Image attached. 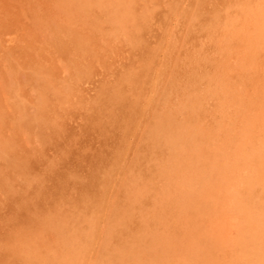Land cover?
Returning <instances> with one entry per match:
<instances>
[{
  "label": "rangeland",
  "instance_id": "rangeland-1",
  "mask_svg": "<svg viewBox=\"0 0 264 264\" xmlns=\"http://www.w3.org/2000/svg\"><path fill=\"white\" fill-rule=\"evenodd\" d=\"M78 1L79 0H0V113H1L0 116L2 117V118H0V120L2 119L0 121V157H1V159H0V162H1L0 163V178H1L0 179V184H1L0 185V200H1L0 201L1 202L0 203V212H1L0 213V219H1L0 220V235L2 234L0 236V248H1L0 249V264H6V263L12 264L13 261L18 262V264H21V263H23V264H27V263L28 264H36L37 262L38 263L42 262L41 264H50V263L51 264H62V263L63 264H69V262H70V264H72V263L73 264L74 263L79 264V261L81 264H85V262H86V264H88V263L90 264L91 260L93 261V263L91 262L92 264H98V263L102 264V262H104V264H106V263L107 264H139V263L140 264H161V263L167 264L169 262H170L169 264H176V263L177 264H182V263L183 264H189V263L190 264H192V263L193 264H225V262H228V264L229 263L230 264L231 263L232 264H241V262H242V264H244V263L246 264V262H247V264H250V263L251 264H255V263L264 264L263 263L264 256L262 257V255H263L262 252L264 253V251H263L264 250V248H263L264 247V240H263L264 236H262L264 234L263 233V231H264V216H262V215H264V211H262V210H264V202H263L264 201V199H263L264 198V193H263L264 192V185H263L264 179H262L264 177V176L262 177V175H264V172H263L264 171V155H261L262 154L261 151L264 150V146L260 147L261 145H263L262 142L264 143V141H263L264 138H262V137H264V134H263V132H264V130H263L264 129V127H263V125H264V115H263L264 110L262 108V107H264V104L262 105V103H264V93H263L264 92V33H263L264 30H262V29H264V0H247V1L246 0H90L91 2L89 0H80L79 2ZM79 3L80 4L82 3V4L80 5ZM94 3H95V5H93ZM91 4H92V6H91ZM169 4L171 5V7ZM82 5H84V7ZM244 7H245V9H244ZM84 8H85V11H84ZM226 9H228V10H226ZM223 10H224V13H223ZM217 15H218V17H217ZM229 18H232V19L235 18V20H232ZM51 28L53 29V31ZM226 28H228V29L226 30ZM204 30H206V31L204 32ZM208 30L211 33H209ZM260 30H262V31H260ZM201 31H202V33H201ZM236 32H238V33H236ZM250 32H252L251 35H250ZM257 33H259V34H257ZM241 35H243V36H241ZM211 36H212V38H211ZM215 36H216V38H215ZM230 36H231V38H229ZM191 37H193V38H191ZM217 37H218V39H217ZM53 38H54V40H53ZM73 38L76 40H74ZM241 38H243V39H241ZM249 38H250V41H247V39L249 40ZM207 39H209V40H207ZM216 39L219 42L221 40V42L225 41L228 44L230 42L229 47L231 46V48H230L231 50L229 49V52H228V48H229L227 46L228 44L226 45L225 42H222V45H223L222 46L221 43L219 44V42L216 41ZM226 39L228 41H226ZM237 39L238 40L240 39V40L238 41ZM254 39L255 40L257 39L256 41H258V42L254 41ZM248 42H249V45H248ZM255 43H256V45H255ZM261 43H263V44H261ZM217 44L220 45L221 48ZM245 45H247L248 48ZM200 46H201V48H199V50H198V47H200ZM206 46H207V48H206ZM251 46H252V48H251ZM235 47H237V48H235ZM246 48L249 49V51ZM62 49L63 50L65 49V50L63 51ZM200 49L202 51H200ZM212 50H214V51H212ZM241 50H244V53L242 51L243 55H242V53L240 54ZM211 51H212V53H211ZM238 51H240V52H238ZM246 52H247V54H246ZM207 53H209V54H207ZM226 53L228 54V57H227ZM233 53L235 56L232 55ZM229 54H230V56H229ZM254 54H255V56H254ZM195 55H196V57H195ZM206 55H208V56H206ZM211 55H213V56H211ZM190 56H192V57H190ZM201 56H202V58H201ZM237 56H238V58H237L238 61L236 59ZM251 57H253L254 59L252 58L253 59L252 60ZM243 58H244V60H243ZM199 59L201 62L198 61ZM210 59H211V61H210ZM74 61H75V63H74ZM211 62H213V63L211 64ZM228 62H229V65L233 66L234 68L232 67L229 70V68L231 66L229 67ZM249 63H252L251 66H249L250 65ZM232 64H234V65H232ZM240 64H241V66H240ZM206 65L208 67H206ZM238 65L242 68H239ZM242 65L243 66L245 65V66L243 67ZM246 65L249 67L247 68ZM21 67H22V69H21ZM219 67H221V68L219 69ZM223 67H225V68H223ZM32 68H34V69H32ZM90 68H91V70H90ZM131 68H132V70L133 69L134 70L132 71ZM188 68H189V70H188ZM205 68H207V69H205ZM243 68H245V70ZM19 69L22 71H20ZM43 69H45V70H43ZM135 69L137 71H135ZM222 69L225 72H223ZM226 69H228V70H226ZM233 69H235V70L233 71ZM258 69H259V71H258ZM261 69H263V70H261ZM27 70H28V72H27ZM196 70H197V72H196ZM17 71H19L20 73ZM31 71H35V72L31 73ZM50 71H52V72H50ZM81 71L86 76H84L81 73ZM189 71L191 72V74ZM211 71L213 74L210 73ZM216 71H217V73H216ZM218 71H219V73H218ZM221 71H222V73H221ZM41 72L44 74H42ZM206 72H208V73H206ZM248 73H250L249 76H248ZM251 73H254V75ZM36 74H38V76ZM46 74H49V76ZM209 74H211V75H209ZM236 74L238 75L237 77H236ZM246 74L248 77L246 76ZM189 75L193 79H191L189 77ZM223 75H225V76H223ZM26 76L27 77L29 76V77L26 79ZM116 76H117V78H116ZM121 76L122 77L124 76V77L121 78ZM211 76H214V77H212L214 79V80H212V84L210 81ZM226 76H228V77H226ZM243 76H244V78H243ZM250 76H251V78H250ZM39 77L41 80L39 79ZM130 77H131V79H129ZM215 77H217V79H218L217 81H216ZM218 77L221 78L220 81L222 80V77H223V80L221 81L222 84H220L221 82L219 81ZM233 77L235 79H233ZM84 78H85V80H84ZM187 78H188V80H187ZM204 78H206V79H204ZM249 78H250V80H249ZM262 78H263V80H262ZM113 79H115L116 83ZM226 79H227V81H229V79H230V82L228 83L226 81ZM243 79L244 80L246 79V80L244 81ZM259 79H260V81H259ZM80 80H81V82H80ZM122 80H124L123 83L121 82ZM172 80H174V81H172ZM196 80L198 81L197 84H196V82H197ZM200 80H202V81L200 82ZM135 81H136V83H134ZM152 81H153V83H152ZM207 81H209L212 86H213V83H215V88L213 87L214 89H212L211 85L207 86V85H209V82H207ZM232 81L234 83L236 82L235 85H238L237 87H239V88H236V86L234 85V83ZM237 81H239V83ZM252 81H254V82H252ZM261 81H263V82H261ZM46 82H48V83H46ZM174 82H176V83H174ZM217 82H219V83H217ZM40 83L43 84L42 87H41ZM45 83L48 86L45 85ZM64 83H66V84H64ZM120 83H122V86ZM182 83H184L186 85L183 84V86H182L181 85ZM203 83L204 84L206 83V84L204 85ZM245 83H247V84H245ZM21 84L23 86H20ZM170 84H171V86H170ZM174 84H176V85H174ZM198 84H200V85H198ZM223 84H225V85H223ZM239 84H241V85H239ZM248 84H249V86H247ZM44 85H45V87H44ZM35 86H36V88H35ZM76 86H78V87H76ZM98 86H100V87H98ZM113 86L115 88H117L116 92H114L115 88ZM179 86L181 87V89ZM186 86H187V88H186ZM197 86L199 88H196ZM216 86L219 87V89ZM241 86H243V88ZM18 87H21V88H18ZM50 87H52V88H50ZM173 87L174 88L177 87L178 89L176 88L175 91H173L174 90ZM207 87H209L212 91ZM226 87H227V89H226ZM131 88H132V90H131ZM200 88H202V89H200ZM220 88H223V89L220 91ZM18 89H20V91ZM45 89H46V91H45ZM205 89H206V91L209 89L208 92H206ZM234 89L235 90L237 89V90L235 91ZM241 89H244V90L240 91ZM9 90H11V91H9ZM83 90H85V91H83ZM97 90L98 91L102 90V91H100L98 93ZM187 90L190 92H187ZM193 90H195L196 92L198 91V92L196 93ZM245 90H246V92H245ZM57 91H58V93H57ZM59 91H60V93H59ZM127 91H129V92H127ZM165 91H167V92H165ZM213 91H214V93H213ZM219 91L221 92V94H219L220 93ZM225 91H226V93H224ZM252 91L255 94V96L253 95ZM261 91H262V94H261ZM199 92H201V93H199ZM216 92H217V94H215ZM240 92L243 93L244 95L243 94L241 95ZM10 93H11L12 97H11ZM172 93H174V94H172ZM245 93H247V94H245ZM248 93H249V95H248ZM106 94H107V97H106ZM108 94H110V95L108 96ZM140 94H142V95H140ZM197 94H199V96ZM204 94L206 97H203ZM212 94H214V95H212ZM226 94H228V95H226ZM36 95H39V96H36ZM130 95L132 98L130 97ZM245 95H247V96H245ZM193 96H195L196 98ZM216 96L218 98L223 97L222 99H224L226 102L224 100L216 98ZM240 96H241V98H240ZM243 96H244V99L242 98ZM184 97H186V98L188 97V99H186ZM190 97H192V98H190ZM197 97H199L201 99H199ZM208 97H210L209 101H208ZM249 97H251V98H249ZM260 97H261V100H263L261 105H259L261 102V100H259ZM53 98H54V100H53ZM128 98H130V99H128ZM178 98H179V100H177ZM202 98L205 100H203ZM226 98L228 99V102H227ZM95 99L97 102L95 101ZM126 99L128 102L126 101ZM211 99H215V100H212V102H211ZM217 99H218V101H217ZM181 100H182V104H181ZM186 100L187 101L189 100L190 103L187 102ZM239 100H240V102H239ZM11 101H14V102H11ZM46 101H47V104H46ZM164 101H166V102H164ZM194 101L198 102V103H195ZM221 101H222V103H221ZM200 102H201V104H200ZM205 102H206V104H205ZM224 102L228 106L230 105V107L225 106L226 104L224 105L223 104ZM237 102H239V103H237ZM34 103H35V106L33 105ZM83 103H85V105ZM183 103H186L185 104L186 107L184 106ZM203 103H204V105H203ZM216 103H217V105L215 106L214 104H216ZM39 104H41V105H39ZM134 104H135V106H134ZM191 104H193V105H191ZM220 104L222 105V108H221ZM238 104H240V105H238ZM96 105H98V106H96ZM136 105H137V107H136ZM208 105H210V106H208ZM243 105H245V107ZM251 105H253V106H251ZM41 106H42V108H40ZM196 106H198V107L196 108ZM219 106H220L221 110L219 109ZM250 106L253 108H251ZM17 107H19V108H17ZM34 107H35V111H34ZM125 107H127V108H125ZM133 107L134 108L136 107V108L134 109ZM175 107L178 108V110ZM182 107H183V110H181ZM184 107H185V109H184ZM213 107L218 108V110L214 109ZM223 107H225L226 111ZM238 107H240L239 109H240L241 113L239 112V109H237L238 111L235 110ZM241 107L243 108V110L241 109ZM29 108H30V110H29ZM38 108H39V110L40 109L41 110L39 111ZM43 108H45L44 111H43ZM116 108H118L119 110ZM120 108H121V110H120ZM132 108H133V110H132ZM165 108H166V110H165ZM208 108H211V109H208ZM244 108H245V110H247V111L250 110L251 112L246 111L244 113L243 112ZM254 108L258 109L259 111H256V109H254ZM2 109H3V111H2ZM172 109H173L174 113H173ZM62 110H64V112ZM198 110H199V112H198ZM216 110H217L218 114H217ZM223 110H224V112H223ZM227 110H228V112H227ZM232 110H234V111H232ZM85 111H86V113H85ZM133 111H134V113H133ZM181 111H182L183 115H181ZM193 111H194V113H193ZM202 111L205 114L201 113ZM65 112H67V113L65 114ZM120 112H122V113H120ZM125 112H127V113H125ZM189 112L192 114V116ZM220 112L222 114H219ZM73 113H75L76 115ZM118 113H119V115H118ZM176 113H178V114H176ZM228 113L230 114L231 117L232 116L234 117V116L239 115V114H241V115H239L238 118H236V117L231 118V117H229ZM242 113H244V114H242ZM40 114L43 117L39 116ZM84 114H87V115H84ZM201 114H203V116ZM210 114H212V115H210ZM245 114L247 116H245ZM112 115L114 116V118ZM195 115H196V118H195ZM223 115H225V116L223 117ZM259 115H260V117H259ZM262 115H263V117H262ZM75 116L76 117L78 116V117L76 118ZM206 116H208L209 118ZM211 116H214V117H211ZM6 117L9 119H7ZM31 117L32 118L34 117V118L32 119ZM108 117H109V119H108ZM115 117H117V118H115ZM124 117H125V119H124ZM225 117H227V118H225ZM240 117H242V118H240ZM20 118H22V119H20ZM223 118L225 120L224 123L222 122V121H224ZM121 119H122V121H121ZM189 119H191L192 121L193 120H195V121L192 122ZM11 120H13L14 122ZM42 120L43 121L46 120V121L42 122ZM75 120H77V121H75ZM110 120L112 121V123ZM166 120H168V122ZM210 120L211 121L213 120V123L215 122L216 124H212V122ZM238 120H239V122H238ZM117 121H118V124H117ZM254 121L257 122L258 126L255 124L254 127H252L253 124L255 123ZM85 122L88 124L85 125ZM226 122L228 125H229V123H232L231 124L232 126L229 125L230 130L228 128V125L225 126ZM234 122H235V124H233ZM28 123H30L31 125ZM175 123L177 124V126ZM185 123H186V125H185ZM209 123L211 125H209ZM218 123L219 124L222 123V124L219 125ZM239 123H240L241 127L238 126ZM46 124H47V126H46ZM78 124H79V126H78ZM91 125H93L94 127H92ZM116 125L119 127L120 130L118 129V127ZM127 125L129 127V130H128ZM166 125H167V127H166ZM205 125H207L208 128ZM212 125L213 126L215 125L214 128ZM233 125H235V126H233ZM249 125H251V126H249ZM259 125H260V127H259ZM194 126L197 128L199 126L200 128L195 129ZM217 126H219V129H220V127H222L220 130H224V131H225V128L227 127L226 130L228 129L230 131V133L228 130L225 132L224 131L219 132L220 130L216 129V128H218ZM56 127L58 129H55ZM72 127L73 128L75 127V128L73 129ZM94 128L97 130H95ZM105 128L106 129L108 128L109 130L108 129L106 130ZM125 128H126V130L123 131V129H125ZM175 128H177L178 130ZM181 128H182V130H181ZM248 128L253 130V131L248 130ZM254 128H256V132H255ZM259 128H261V129H259ZM82 129L86 132L84 133V131ZM155 129H157V130L155 131ZM214 129H216V130H214ZM237 129L239 130V132ZM245 129H247V131ZM53 130H54V133H52ZM71 130H72V132H71ZM172 130H173V132H172ZM185 130L187 132H185ZM204 130H208V131H204ZM261 130H263V132ZM58 131H59V134H58ZM151 131H152V133H151ZM175 131H176V133H175ZM177 131H181V133L184 132V134L181 135V133L177 132ZM168 132H169V134H168ZM11 133L13 134V136ZM80 133H82V134H80ZM101 133L103 135H101ZM158 133L160 135H158ZM223 133H225L226 135ZM253 133H254V135H256V137L258 135L257 139L253 135ZM258 133L261 136H259ZM30 134H33V135L31 136ZM110 134L112 137L110 136ZM165 134H166V136H165ZM218 134L221 136H219ZM227 134H228V137L230 139L233 138L231 141L227 137ZM234 134H236V135L234 136ZM145 135H147V136H145ZM176 135H177V137H176ZM250 135L251 136L253 135L252 138L253 137L254 138L251 139ZM55 136H56V138H55ZM79 136H80V138H79ZM169 136H170V138H169ZM236 136L238 137L237 138L238 140L236 139ZM240 136H242V137H240ZM7 137H8V139H7ZM147 137L149 139H147ZM173 137H174V139H173ZM179 137L181 140L179 139ZM203 137H204V139H202ZM217 137H219V138H217ZM220 137H221V139H220ZM29 138H30V141H28ZM31 138H32V140H31ZM65 138H66V140H65ZM71 138H73L74 140ZM192 138H193V142H192ZM205 138H206V140H205ZM261 138H262V140H260ZM216 139H218L217 141L219 143H217ZM50 140H52V141H50ZM61 140H62V142H61ZM236 140H237V142H236ZM188 141H190V142H188ZM212 141L213 142L216 141V143H213ZM223 141L226 142V144L223 145L222 144V143H224ZM51 142L53 145H51ZM185 142L186 143L188 142L187 144H188V146L189 145L190 146L187 147ZM80 143H81V145H80ZM234 143L235 144L239 143V145L237 144L238 148H236ZM256 143H259V145L258 144L256 145ZM60 144L62 145V147ZM110 144H111V146H110ZM178 144L180 147L178 146ZM196 144H198V145L195 146ZM207 144H209V145H207ZM214 144L216 145V147L214 146ZM100 145H102V146H100ZM139 145H141V146H139ZM150 145H152V146L154 145V146L152 147ZM226 145H228V146L230 145L229 146L230 148L228 147V149H227ZM12 146H13V148H12ZM208 146H209V148H208ZM247 146H249V147H247ZM64 147H66V148H64ZM76 147H78V148H76ZM87 147H89V148H87ZM143 147L146 150H144ZM210 147H212V148H210ZM252 147H254V148H252ZM50 148L53 149L54 151L51 150ZM69 148H70V153H68ZM139 148H141V149H139ZM179 148L182 150V152L178 151ZM244 148H246V149L244 150ZM15 149H17L18 151L15 152ZM26 149H28V150H26ZM67 149H68V151H67ZM89 149H90V151H89ZM189 149H191V151ZM193 149L194 150L197 149V150H195L193 152L192 151ZM198 149H200V150H198ZM223 149H225V150H223ZM25 150L28 153H26ZM92 150H94V151H92ZM95 150H96V152H95ZM140 150H143V151H140ZM154 150H155V152H154ZM175 150H176V152H175ZM183 150L186 151L185 152L186 154L183 153L184 152ZM249 150H251V151H249ZM259 150H261L260 153H259ZM41 151H42V153L44 151V154H42ZM65 151H66V153H65ZM229 151H231V152H229ZM2 152H4V154ZM141 152H142V154H141ZM160 152L162 153V155ZM225 152H226V154H225ZM238 152H240V153H238ZM255 152H257V154ZM54 153H56V155H54ZM85 153H86V155H85ZM148 153L150 154V156ZM167 153H169V154H167ZM222 153H224L225 155ZM231 153H233V154H231ZM235 153L236 154L238 153V154L236 155ZM31 154L32 155L34 154L35 156L33 155L34 156L33 157ZM249 154H251V155H249ZM263 154H264V151H263ZM65 155L67 157H65ZM97 155H98V157H97ZM157 155H158L159 159L156 158ZM174 155H175V157H174ZM151 156H154V157L152 158ZM161 156H163V158ZM186 156L188 158V162H187ZM237 156H238V158H236ZM256 156L259 157L258 160H257ZM168 157H169V159H168ZM198 157H200V158H198ZM221 157H224L223 159H225L227 157V159H225V161L223 162V159ZM232 157L234 160L232 159ZM245 157L248 158L249 160L248 159L246 160ZM35 158H37V159H35ZM47 158H48V160H45ZM86 158H88V159H86ZM89 158H90V160H89ZM148 158H149V160H148ZM164 158H165V160H164ZM189 158L192 162L189 160ZM244 158L246 161L244 160ZM250 158H251V160H250ZM94 159L96 161H94ZM60 160H61V162H60ZM166 160H168V161H166ZM177 160H179V161H177ZM240 160H242V161H240ZM174 161H175V163H174ZM196 161H197V165H196ZM228 161L230 162L231 167L229 166L227 168V165H229ZM243 161H245L247 163H245V162L242 163ZM248 161H250L249 164H248ZM260 161L262 162V165L260 164L261 163ZM36 162H38V163H36ZM139 162H141V163H139ZM158 162H159V164H158ZM169 162H171L172 165H170ZM251 162H252V164H251ZM5 163L7 165H5ZM33 163L34 164L36 163V164L34 165ZM143 163H145V164H143ZM164 163L166 164V166ZM178 163H179V166H178ZM225 163H227V164L225 165ZM231 163H232V165L235 164V166L233 165L234 169H233ZM258 163H259V166H257ZM122 164H123V167H122ZM134 164H135V166H133ZM138 164H140V165L142 164L143 166L142 167L140 165L138 166ZM167 164L169 166H171L172 168L175 167L174 168L175 170L172 169L171 167H169ZM236 164L239 167H237ZM31 165H33V167ZM155 165L158 168H156ZM213 165H215L214 168H213ZM222 165H223V167L220 171L219 167H221ZM250 165L253 167L252 169H251ZM254 165H255V167H254ZM4 166H5V168H4ZM211 166H212V168H211ZM14 167H15V169H14ZM199 167L201 168V170L203 169L202 167H204V169H203L204 172L201 171L202 172L201 173L199 170L200 169ZM207 167H208V169L210 168L209 169L210 171L209 170L207 171V169H206ZM129 168H133L132 169L133 171ZM164 168H166V169H164ZM236 168H240V169L236 170ZM146 169H147L148 173H146L147 172ZM196 169H198L199 173H198V171L196 172ZM212 169H213V171H212ZM153 170H154V172H153ZM192 170H194V172H196V173L194 174ZM216 170H218V171H216ZM234 170L236 171V173ZM163 171H165V172H163ZM177 171H179V173ZM180 171L182 173H184L185 175L184 174L182 175V173H180ZM215 171H216V173H214ZM3 172L5 173V175ZM137 172H139L140 175ZM161 172H163V173H161ZM188 172L190 173V175ZM2 173H3V175H2ZM7 173H8V175H7ZM30 173L31 174L33 173V174L31 175ZM34 173H36L39 177ZM241 173L244 177L241 175ZM251 173H253V174H251ZM40 174H42V175H40ZM129 174H130L131 178H130ZM150 174H152V175H150ZM12 175L14 177H16L17 179L14 178ZM17 175L19 176V178ZM134 175H136V176H134ZM191 175L194 179L191 178ZM206 175H209V176H206ZM210 175H211V178H213V179H209ZM236 175H237V177H235ZM245 175L247 176V178ZM249 175L250 176L252 175V176L250 177ZM258 175H259V177H257ZM153 176H155V177L153 178ZM233 176L236 180L233 178ZM254 176L257 178H255ZM2 177H4V178H2ZM31 177H33V178H31ZM187 177L190 178L191 181L195 180V177H196V180H195L196 182L195 181L191 182L190 180H188ZM205 177H206V180H209L208 182L205 179H203ZM218 177L221 180H219ZM260 177H261V179H258ZM9 178H10L11 182L13 180L12 183H10ZM142 178H144V179L142 180ZM147 178H150L149 180H151V181H149ZM182 178H184V179H182ZM253 178H254V180H253ZM28 179H30V180H28ZM139 179H141V180H139ZM154 179L156 180V182L154 181ZM215 179H216V181H215ZM244 179H245V181H242ZM248 179H249V181H247ZM124 180H125V182H124ZM144 180H148V181H144ZM200 180H203V181H201V183H203V184H201L199 182ZM6 181H8V182H6ZM163 181H164V183H161ZM185 181H188V183ZM205 181H206V183H205ZM214 181L217 183L215 184ZM238 181H239V183L243 182L242 185L241 184L239 185ZM252 181L253 182L254 181L260 182L261 181L260 183L261 184L263 183L262 184L263 186L258 185L259 182H256V183L254 182L255 183V185H254ZM31 182H32V184H31ZM139 182H141V183H139ZM143 182H144V184H143ZM149 182H151V183H149ZM132 183L134 185H131ZM147 183H149V184H147ZM182 183H184V184L182 185ZM186 183L188 184V186ZM195 183H196V185H195ZM204 183H205V185H204ZM237 183L240 187L236 186ZM248 183H249V185L251 184L252 189H251V186L248 185ZM28 184H29V186H28ZM115 184L117 185L116 187H114ZM135 184H138V188L140 185H142V186L145 185L144 187L150 186V187H148V189L151 188L152 190L149 191L150 194L148 195V193H147L148 189H146L147 188L146 187L145 188L146 189L145 192L147 194V196H146L145 193L142 191L144 189L142 186H140V188L142 187L141 191L143 193L139 192L140 189H138V188H131L132 186L137 187V185H135ZM168 184H169V186H168ZM185 184H186V186H185ZM197 184L199 186L201 185V187H199ZM119 185H121V186H119ZM1 186H2V188H1ZM179 186H180V188H179ZM189 186L190 187L192 186V189L191 188L189 189ZM193 186H196L195 191H197V192L194 191ZM259 186L261 189L259 188ZM127 187H129L132 191H130ZM160 187L161 188L163 187V188L161 189ZM230 187H233V188L231 189ZM119 188H121L122 190ZM164 188H165V190H164ZM172 188L174 191H172ZM183 188L184 189L186 188L185 189L186 191H189V190L190 191L187 192V194H185L184 192H186V191L183 190ZM7 189H8V191H7ZM25 189H26V191H25ZM135 189H136V191H135ZM233 189H234V191H233ZM262 189H263V191L261 192ZM179 190L180 191L182 190L183 193L181 192L182 194H180ZM230 190L232 191V193ZM12 191H13V193H12ZM123 191L124 192L126 191V192L123 193ZM171 191L173 192V194ZM229 191L232 195L229 193ZM237 191H239V192H237ZM250 191L253 192V194H250L251 193ZM129 192H133L131 195V196H133L132 198H130L131 196H129L130 195ZM138 192H139V194H142V195H139ZM157 192H159V193L157 194ZM168 192H169V194H168ZM234 192H236L237 194L236 193L234 194ZM241 192H243V193H241ZM258 192L262 193V195L260 193L258 194ZM178 193H179V195H178ZM245 193H247V194H245ZM110 194H112L113 196ZM137 194L139 195V198H138ZM188 194H190L189 195L190 199L188 198ZM197 194H199L198 198H200V201L202 200V202L198 201L199 199H197V197H195V196H197ZM244 194H245V196H244ZM13 195H14V197H13ZM107 195H109L108 198H107ZM152 195H153V197H152ZM162 195H164V197ZM181 195H185V196H181ZM247 195L248 196L251 195L252 196V197L250 196L251 199H250V197L248 198ZM255 195H257L256 197H260L259 198L260 200L257 199L255 197ZM25 196H26V198H25ZM55 196H57L56 199L54 198ZM149 196L151 197V199L148 198ZM170 196H172V198H171L172 201H171V199H169ZM191 196L194 200L195 199L196 200L193 201L191 199ZM234 196L235 197L237 196V197L234 199L233 198ZM239 196L240 197L244 196L245 198L241 199V198H239ZM109 197H110V199H109ZM156 197H157V200H156ZM161 197H162V199H161ZM166 197H167V199H166ZM185 197H186V199H185ZM246 197H247V199H246ZM253 197L256 198L257 200L254 199ZM27 198H28V200H27ZM50 198H51V200H49ZM120 199H121V201L122 200L125 201L124 202L125 204L123 203V201L121 202ZM179 199H180V203L176 202V200L179 201ZM108 200H110V202ZM137 200H139L138 202L141 204V207L138 203L136 204ZM140 200L142 201V203ZM167 200H170V201H167ZM185 200H189V202L188 201L186 202ZM114 201L117 205H114L115 204ZM165 201L167 203H165ZM205 201H207V202H205ZM208 201L211 203H209ZM231 201H232V203H230ZM245 201H246V203H245ZM258 201H261V205H263V206H261L260 208H262V209L259 208L260 205H258V204H260V202H258ZM104 202L105 203L107 202V203L105 204ZM126 202H128V203H126ZM129 202H130V204H129ZM195 202H197V204H194ZM234 202H235V204H233ZM238 202H240L242 204V206H244V207L248 205L247 206L248 208L245 207V210H247V211H244L243 210L244 208H242L241 204ZM118 203H120V204H118ZM169 203L171 206L168 205ZM203 203H205V204L209 203L208 205L211 204L212 206L211 205L210 206L212 207V209H211V207H206L207 205H204ZM133 204H134V206H133ZM159 204L162 206H160ZM180 204L183 206L180 207ZM228 204L231 207H228L229 206ZM231 204L234 206H232ZM167 205H168V207H166ZM254 205L258 209H256V208L254 209L253 208V207H255ZM33 206H34V208H33ZM107 206H108V208H107ZM112 206H114L113 209H112ZM136 206H138V207L134 209V207H136ZM148 206H149V208H148ZM171 207H173V208H171ZM184 207H185V209H184ZM203 207L204 208L206 207V208L204 209ZM234 207L237 208L238 211ZM73 208H74V210H73ZM154 208L156 210L159 208V210L156 211ZM162 208H164V211L162 210ZM186 208H188V209L186 210ZM230 208L232 209L231 211H230ZM249 208L251 209L250 211L248 210ZM35 209L38 212H36ZM102 209L105 211H103ZM115 209H117V210H115ZM118 209H120V210H118ZM140 209H141L142 213L140 212ZM202 209H204V210H202ZM240 209H242L241 210L242 212L240 211ZM185 210H186V212H185ZM189 210H191V212H189ZM200 210H201V212H200ZM210 210H211V212H210ZM228 210H229V212H228ZM252 210H254L255 212H256V210H258L257 211L258 213L256 212V214H255V213L251 212ZM29 211L32 215L29 213ZM154 211H155V213H154ZM193 211H194V213L191 214ZM233 211H235L234 214H232ZM112 212H115V213H112ZM149 212H151V214ZM230 212H232V213H230ZM243 212H246V213L243 214ZM25 213H27V214L25 215ZM91 213H92V215H90ZM100 213H101V215H100ZM102 213L104 215H102ZM138 213L139 214L141 213V215H139ZM168 213H169V215L170 214L171 215L169 216ZM201 213H204V214L208 213V214L207 215L205 214L206 216L202 217L203 214H201ZM228 213H230V214H228ZM252 213H253V215H252ZM259 213L261 214L263 219L260 218L261 216L258 217ZM12 214H14L15 216ZM132 214L133 215L135 214L136 216L135 215L133 216ZM147 214H150V216ZM157 214H158V216H157ZM188 214H190V218H189ZM30 215L32 216V219H31ZM34 215H36V216L33 217ZM95 215H97V216H95ZM109 215L113 217V218L111 217L113 220L110 219ZM146 215L148 216V218L146 217ZM160 215H162V216H160ZM191 215H192V217L195 215H197V216L193 217L194 218V220H193ZM256 215L259 218V219L257 218V220H256ZM90 216L92 219L90 218ZM99 216H102V217H100L102 220L99 218ZM141 216L146 218V219H144V218L142 219ZM166 216H169L170 218H168V217L166 218ZM230 216H231V218H229ZM236 216L238 217V219L241 218L240 223H239V220L236 219L237 218ZM253 216H255V217H253ZM164 217L168 220L163 219ZM243 217L245 218V220H243ZM5 218H7V219H5ZM37 218H39V219H37ZM84 218L86 219V221H84ZM199 218L204 223L201 222L199 220ZM247 218H249L251 220H249V219L246 220ZM28 219H29V221H28ZM88 219H89V221H88ZM107 219H109V220H107ZM152 219H153V221H152ZM169 219L170 220L172 219V220L170 221ZM6 220H7V222H6ZM31 220H32V223H31ZM41 220H43V221L41 222ZM159 220L162 222H160ZM253 220H254V223L252 224ZM255 220H256V222H255ZM107 221H110V222H107ZM136 221H138V222H136ZM156 221H157V223L158 222L159 223L155 225ZM164 221H166V222H164ZM195 221L197 223H199L200 225L196 224ZM228 221H230V222H228ZM236 221H238V222H236ZM258 221H259V223H258ZM260 221H261L262 225L260 224ZM16 222H17V224H16ZM85 222H88V224H85ZM148 222H150V223L152 222L151 223L152 226L149 225L150 223H148ZM167 222H168V224L165 225V223H167ZM8 223L10 225H8ZM18 223L20 224V228H19ZM47 223H49L48 224L49 226L47 225ZM80 223H82V224H80ZM132 223H136V224L134 225ZM160 223H162L165 228H161L163 225ZM230 223H231V225H230ZM244 223L247 225H244ZM2 224H4V225H2ZM105 224H106V226H104ZM145 224H148L147 227L145 226ZM233 224H235V225H233ZM158 225H159V227L161 226L160 227L161 230L158 227ZM170 225H172V226H170ZM197 225H198V227H197ZM203 225H206V226L209 225V227L211 226L213 228L210 229L208 227L207 229H208V231H210V232H208L206 227ZM191 226L194 228H191ZM232 226H233V228H232ZM248 226H253L251 228H252V231H254V233L251 231L250 227L248 228ZM4 227H6V228L4 229ZM71 227H72V229H71ZM74 227L76 229H74ZM93 227H95L96 230ZM101 227H102V229H101ZM185 227H187V228H185ZM203 227H205V228H203ZM230 227L235 232L233 230H231ZM244 227H246V228H244ZM258 227L263 229L262 234L260 232L261 230H259ZM14 228H15V230H14ZM82 228H83V232L81 233ZM97 228H99V231ZM149 228H151L153 232L151 230H149ZM166 228H167V231L163 230ZM197 228H198V230L201 228H203L204 230L202 229V230L198 231ZM229 228H230V230H229ZM6 229H8V230H6ZM153 229H155V230H153ZM171 229H172V232H171ZM241 229H242V232H241ZM243 229H245L244 232H243ZM256 229H257V231H256ZM53 230H54V232H53ZM62 230H63V233H62ZM78 230L80 231V233L78 232ZM107 230H108V232H107ZM158 230L161 231V233ZM186 230L188 233H190V235H188V233L185 232ZM213 230H215V231H213ZM258 230H259V232H258ZM192 231H194V232L192 233ZM204 231H205V233H204ZM109 232H110V234H108ZM115 232H117V233H115ZM245 232H247V233H245ZM255 232H257V233L255 234ZM38 233H39V236H38ZM155 233H157V234L155 235ZM162 233H164V234H162ZM167 233H170V235L168 234L169 235L168 236ZM186 233L188 236L186 235ZM202 233H203V235H201ZM249 233L253 234V235L251 234L253 236V238L255 237L252 241H251L252 236ZM11 234L14 237L11 236ZM106 234H108L107 235L108 237L106 236ZM195 234H196V236H195ZM207 234H209V235H207ZM226 234L229 236H227ZM247 234H249V235H247ZM258 234L261 235L262 237L261 236L258 237ZM58 235H60V236L58 237ZM153 235H155L156 238L152 237ZM163 235H166V238L163 237ZM236 235H238V237ZM96 236L99 239H97V238L95 239ZM184 236L186 239L183 238ZM226 236H227V239H226ZM230 236L232 237V239H230ZM245 236H247V237H245ZM11 237H12V239H11ZM91 237H92V239H94V241L91 239ZM197 237L199 239H201L202 241L199 240ZM213 237H214V239H213ZM217 237H219V238H217ZM239 237H240V239H239ZM6 238L7 239L10 238V239L7 240ZM77 238H78V240H77ZM153 238H155V239H153ZM39 239L41 242L39 241ZM115 239H117V240H115ZM123 239H125V240H123ZM235 239H238L241 243L238 240H236L237 241L236 242ZM247 239H249V240H247ZM255 239H257V240H255ZM260 239H261V242L258 241ZM159 240H160V243H159ZM241 240H243V241H241ZM254 240H255V242H254ZM5 241L6 242L10 241V242L6 243ZM22 241H24V242L22 243ZM72 241H74V242H72ZM111 241L114 243H112ZM200 241L204 245L202 244V246H201ZM217 241H219V242H217ZM234 241L236 242V244ZM250 241L253 242L255 245L253 246V243H250ZM92 242L93 243L95 242L93 244V246H91ZM148 242L150 243V245L152 244L151 247H150ZM205 242H206V245H205ZM56 243H57V245H56ZM243 243H244V245L246 244L247 246H244L242 248ZM28 244H29V246H28ZM146 244H148V245H146ZM207 244L211 247H209ZM95 245L96 246L98 245V246L96 247ZM109 245H110L111 249L108 248ZM218 245H221L222 248L217 247ZM224 245H226V246H224ZM239 245H241V246L238 247ZM3 246H5L6 248H4ZM78 246H79V248L77 249ZM89 246L91 247V249L89 248ZM94 246L96 247V249ZM192 246H197V248L195 247L196 248L195 249ZM203 246H205V247H203ZM230 246L233 247L232 248L233 251L230 248ZM251 246H252V249L250 248ZM255 246H257V247H255ZM260 246H263V247H261V249H260ZM42 247H44V249H45L44 252H43ZM142 247H145V248L143 249ZM161 247L163 250L166 249V251L164 250L165 252H163ZM234 247H236V248H234ZM18 249H20V250H18ZM133 249H135V250H133ZM140 249H142V250H140ZM157 249L158 250L161 249L160 250L161 252L158 251ZM175 249H176V251H175ZM184 249H186V250H184ZM189 249H191V250L189 251ZM197 249L200 251H198ZM211 249H212V252H211ZM225 249H226V251H225ZM244 249H245V251H242ZM26 250L29 252V254H27L28 252ZM50 250L52 253L50 252ZM88 250H89V252L91 251V253H89ZM100 250H101V252H100ZM83 251H85V252H83ZM153 251H155V252H153ZM193 251H196V253ZM218 251H220L219 252V253H221L220 255H219V253H217ZM227 251H229V252H227ZM238 251L240 253H238ZM8 252H10V253H8ZM139 252H141V253H139ZM169 252H170V254H169ZM231 252L234 254H232ZM249 252H251V253H249ZM31 253L33 256L31 255ZM101 253H104V254H101ZM138 253L140 254L139 257H141L142 259L137 257V255H139ZM153 253H156L157 255H155ZM158 253H159V255H158ZM163 253L166 256L163 255ZM190 253L192 254V256ZM211 253H213V254H211ZM241 253H242V255H240ZM10 254H11V256H10ZM53 254L54 255L56 254L55 258L53 256ZM210 254H211V256H210ZM236 254L239 255V258L237 257ZM85 255H86V257L87 256L89 257V259H87V261L90 260L88 263H87V261H85L86 260ZM98 255H99V257H98ZM105 255H106V257H105ZM153 255H154V258H153ZM188 255H189V257H188ZM200 255H202L204 257L201 258ZM225 255H226V257H225ZM250 255H252V256L250 257ZM256 255H257V258H256ZM91 256L93 257V259L91 258ZM116 256H118V257L116 258ZM197 256L200 257V260ZM10 257H12V258H10ZM13 257H15V259ZM32 257L34 259H32ZM35 257H36V259H35ZM57 257H58V259H57ZM119 257H121V258H119ZM146 257H148L149 259ZM150 257L152 258V261H149V260H151ZM157 257H159V259ZM190 257L192 258L191 261H190ZM195 257H196V259H195ZM216 257H217V259H215ZM231 257L233 259L229 260V259H231ZM240 257H241V261H240ZM243 257H244V259H243ZM7 258L11 259V260L8 261ZM19 258H21V259H19ZM138 258H139V260H138ZM237 258L239 259L238 261H240V263L235 262V261H237ZM68 259H69V261H68ZM99 259H101L102 261H99ZM119 259H120V262H118ZM188 259H189V261H187ZM197 259H198V261H197ZM260 259H261V261H260ZM19 260L20 261L22 260V261L19 262ZM48 260L51 262H49ZM64 260H66V261H64ZM73 260H75V261H73ZM167 260L169 262H167ZM182 260H184V261L182 262ZM204 260H205V262H204ZM244 260H245V262H244ZM1 261H2V263H1ZM211 261H212V263H210ZM229 261H232V262H229ZM258 261H260V262H258ZM14 262H13V264L16 263V262L15 263ZM137 262H139V263H137Z\"/></svg>",
  "mask_w": 264,
  "mask_h": 264
},
{
  "label": "bare ground",
  "instance_id": "bare-ground-1",
  "mask_svg": "<svg viewBox=\"0 0 264 264\" xmlns=\"http://www.w3.org/2000/svg\"><path fill=\"white\" fill-rule=\"evenodd\" d=\"M79 1H80V0H79ZM79 1H78V2H79ZM89 1H90V0H89ZM246 1H247V0H246ZM61 2H62V1H61ZM61 2H60V3H61ZM63 2H64V1H63ZM68 2H69V1H68ZM90 2H91V1H90ZM62 4H63V3H62ZM67 4H68V3H67ZM79 4H80V3H79ZM81 4H82V3H81ZM81 4H80V5H81ZM87 4H88V3H87ZM93 5H95V3H94ZM169 5H170V4H169ZM69 6H70V5H69ZM82 6L84 7V5H82ZM91 6H92V4H91ZM132 6H133V5H132ZM245 6H246V5H245ZM259 6H260V5H259ZM170 7H171V5H170ZM170 7H169V8H170ZM253 7H254V6H253ZM256 7H257V6H256ZM86 8H87V7H86ZM159 8H160V7H159ZM70 9H71V8H70ZM228 9H229V8H228ZM228 9H226V10H228ZM234 9H235V8H234ZM244 9H245V7H244ZM67 10H68V9H67ZM156 10H157V9H156ZM159 10H160V9H159ZM71 11H72V10H71ZM84 11H85V8H84ZM240 11H241V10H240ZM246 11H247V10H246ZM257 11H258V10H257ZM244 12H245V11H244ZM244 12H243V13H244ZM223 13H224V10H223ZM223 13H222V14H223ZM240 13H241V12H240ZM245 14H246V13H245ZM247 14H248V13H247ZM231 16H232V15H231ZM215 17H216V16H215ZM217 17H218V15H217ZM242 17H243V16H242ZM261 17H262V16H261ZM251 18H252V17H251ZM229 19H232V18H229ZM237 19H238V18H237ZM91 20H92V19H91ZM232 20H235V18L232 19ZM247 20H248V19H247ZM247 20H246V21H247ZM38 22H39V21H38ZM80 22H81V21H80ZM223 22H224V21H223ZM228 22H229V21H228ZM231 22H232V21H231ZM241 23H242V22H241ZM30 24H31V23H30ZM174 24H175V23H174ZM248 24H249V23H248ZM251 24H252V23H251ZM211 25H212V24H211ZM238 25H239V24H238ZM223 26H224V25H223ZM224 27H225V26H224ZM222 28H223V27H222ZM51 29H52V28H51ZM203 29H204V28H203ZM218 29H219V28H218ZM223 29H224V28H223ZM227 29H228V28H226V30H227ZM238 29H239V28H238ZM259 29H260V28H259ZM231 30H232V29H231ZM262 30H264V29H262ZM262 30H260V31H262ZM50 31H51V30H50ZM52 31H53V29H52ZM205 31H206V30H204V32H205ZM208 31H209V30H208ZM224 31H225V30H224ZM236 31H237V30H236ZM256 31H257V30H256ZM197 32H198V31H197ZM230 32H231V31H230ZM239 32H240V31H239ZM241 32H242V31H241ZM51 33H52V32H51ZM54 33H55V32H54ZM201 33H202V31H201ZM209 33H211V32L209 31ZM236 33H238V32H236ZM251 33H252V32H250V35H251ZM263 33H264V32H263ZM263 33H262V34H263ZM191 34H192V33H191ZM191 34H190V35H191ZM257 34H259V33H257ZM262 34H261V35H262ZM64 35H65V34H64ZM198 35H199V34H198ZM53 36H54V35H53ZM218 36H219V35H218ZM235 36H236V35H235ZM241 36H243V35H241ZM57 37H58V36H57ZM73 37H74V36H73ZM176 37H177V36H176ZM181 37H182V36H181ZM201 37H202V36H201ZM209 37H210V36H209ZM41 38H42V37H41ZM59 38H60V37H59ZM189 38H190V37H189ZM191 38H193V37H191ZM211 38H212V36H211ZM215 38H216V36H215ZM229 38H231V36H230ZM245 38H246V37H245ZM257 38H258V37H257ZM47 39H48V38H47ZM57 39H58V38H57ZM57 39H56V40H57ZM73 39H74V38H73ZM73 39H72V40H73ZM179 39H180V38H179ZM217 39H218V37H217ZM217 39H216V41H217ZM241 39H243V38H241ZM53 40H54V38H53ZM74 40H76V39H74ZM202 40H203V39H202ZM205 40H206V39H205ZM207 40H209V39H207ZM224 40H225V39H224ZM237 40H238V39H237ZM239 40H240V39H239ZM239 40H238V41H239ZM256 40H257V39H256ZM256 40L254 39V41H256ZM260 40H261V39H260ZM262 40H263V39H262ZM141 41H142V40H141ZM167 41H168V40H167ZM178 41H179V40H178ZM195 41H196V40H195ZM198 41H199V40H198ZM213 41H214V40H213ZM216 41H215V42H216ZM226 41H228V40L226 39ZM229 41H230V40H229ZM238 41H237V42H238ZM247 41H250V38H249V40L247 39ZM73 42H74V41H73ZM201 42H202V41H201ZM209 42H210V41H209ZM217 42H219V41H217ZM222 42H225V41H222ZM222 42H221V40H220L219 44L221 43V45H222ZM241 42H242V41H241ZM256 42H258V41H256ZM51 43H52V42H51ZM63 43H64V42H63ZM179 43H180V42H179ZM225 43H226V45L228 44L227 42H225ZM225 43H224V44H225ZM232 43H233V42H232ZM212 44H213V43H212ZM212 44H211V45H212ZM229 44H230V42H229ZM229 44L227 45L228 47H229ZM251 44H252V43H251ZM261 44H263V43H261ZM84 45H85V44H84ZM84 45H83V46H84ZM140 45H141V44H140ZM188 45H189V44H188ZM209 45H210V44H209ZM215 45H216V44H215ZM217 45H218V44H217ZM248 45H249V42H248ZM255 45H256V43H255ZM259 45H260V44H259ZM138 46H139V45H138ZM177 46H178V45H177ZM189 46H190V45H189ZM189 46H188V47H189ZM218 46L220 47V45H218ZM222 46H223V45H222ZM234 46H235V45H234ZM245 46L247 47V45H245ZM252 46H253V45H252ZM252 46H251V48H252ZM64 47H65V46H64ZM64 47H63V48H64ZM67 47H68V46H67ZM214 47H215V46H214ZM240 47H241V46H240ZM240 47H239V48H240ZM134 48H135V47H134ZM137 48H138V47H137ZM139 48H140V47H139ZM185 48H186V47H185ZM199 48H201V46L198 47V50H199ZM206 48H207V46H206ZM220 48H221V47H220ZM230 48H231V46L228 48V52H229V49H230ZM232 48H233V47H232ZM235 48H237V47H235ZM235 48H234V49H235ZM247 48H248V47H247ZM247 48H246V49H247ZM249 48H250V47H249ZM253 48H254V47H253ZM66 49H67V48H66ZM177 49H178V48H177ZM191 49H192V48H191ZM213 49H214V48H213ZM217 49H218V48H217ZM241 49H242V48H241ZM244 49H245V48H244ZM62 50H63V49H62ZM62 50H61V51H62ZM64 50H65V49H64ZM64 50H63V51H64ZM196 50H197V49H196ZM230 50H231V49H230ZM237 50H238V49H237ZM237 50H236V51H237ZM239 50H240V49H239ZM247 50L249 51V49H247ZM261 50H262V49H261ZM200 51H202V50L200 49ZM204 51H205V50H204ZM212 51H214V50H212ZM212 51H211V53H212ZM221 51H222V50H221ZM224 51H225V50H224ZM242 51H243V53H244V50H241V52H240V51H238V52H240V54H241ZM245 51H246V50H245ZM208 52H209V51H208ZM222 52H223V51H222ZM228 52H227V53H228ZM257 52H258V51H257ZM202 53H203V52H202ZM213 53H214V52H213ZM216 53H217V52H216ZM227 53H226V54H227ZM243 53H242V55H243ZM252 53H253V52H252ZM191 54H192V53H191ZM200 54H201V53H200ZM207 54H209V53H207ZM219 54H220V53H219ZM246 54H247V52H246ZM189 55H190V54H189ZM216 55H217V54H216ZM232 55H234V53H233ZM242 55H241V56H242ZM251 55H252V54H251ZM258 55H259V54H258ZM197 56H198V55H197ZM203 56H204V55H203ZM206 56H208V55H206ZM211 56H213V55H211ZM219 56H220V55H219ZM222 56H223V55H222ZM229 56H230V54H229ZM234 56H235V55H234ZM254 56H255V54H254ZM254 56H253V57H254ZM64 57H65V56H64ZM190 57H192V56H190ZM195 57H196V55H195ZM227 57H228V54H227ZM245 57H246V56H245ZM253 57H251V59H252ZM157 58H158V57H157ZM201 58H202V56H201ZM205 58H206V57H205ZM221 58H222V57H221ZM234 58H235V57H234ZM237 58H238V56L236 57V59H237ZM241 58H242V57H241ZM247 58H248V57H247ZM196 59H197V58H196ZM206 59H207V58H206ZM226 59H227V58H226ZM253 59H254V58H253ZM253 59H252V60H253ZM66 60H67V59H66ZM241 60H242V59H241ZM243 60H244V58H243ZM243 60H242V61H243ZM13 61H14V60H13ZM72 61H73V60H72ZM186 61H187V60H186ZM198 61H200V59H199ZM210 61H211V59H210ZM213 61H214V60H213ZM237 61H238V59H237ZM239 61H240V60H239ZM69 62H70V61H69ZM200 62H201V61H200ZM208 62H209V61H208ZM208 62H207V63H208ZM222 62H223V61H222ZM226 62H227V61H226ZM226 62H225V63H226ZM229 62H230V61H229ZM229 62H228V65H229ZM234 62H235V61H234ZM245 62H246V61H245ZM247 62H248V61H247ZM252 62H253V61H252ZM255 62H256V61H255ZM12 63H13V62H12ZM74 63H75V61H74ZM198 63H199V62H198ZM212 63H213V62H211V64H212ZM216 63H217V62H216ZM216 63H215V64H216ZM220 63H221V62H220ZM223 63H224V62H223ZM231 63H232V62H231ZM236 63H237V62H236ZM241 63H242V62H241ZM243 63H244V62H243ZM182 64H183V63H182ZM192 64H193V63H192ZM204 64H205V63H204ZM226 64H227V63H226ZM237 64H238V63H237ZM246 64H247V63H246ZM249 64H250V65H249ZM249 64H248V65L251 66L252 63H249ZM69 65H70V64H69ZM74 65H75V64H74ZM217 65H218V64H217ZM217 65H216V66H217ZM221 65H222V64H221ZM224 65H225V64H224ZM224 65H223V66H224ZM232 65H234V64H232ZM76 66H77V65H76ZM209 66H210V65H209ZM216 66H215V67H216ZM230 66H231V65H229V67H230ZM235 66H236V65H235ZM238 66H239V65H238ZM240 66H241V64H240ZM240 66H239V68H242V67H240ZM242 66H243V65H242ZM244 66H245V65H244ZM244 66H243V67H244ZM246 66H247V65H246ZM249 66H247V68H248ZM254 66H255V65H254ZM17 67H18V66H17ZM19 67H20V66H19ZM94 67H95V66H94ZM200 67H201V66H200ZM204 67H205V66H204ZM206 67H208V66L206 65ZM225 67H226V66H225ZM225 67H223V68H225ZM232 67H233V66H231V67L229 68V70H230ZM77 68H78V67H77ZM129 68H130V67H129ZM198 68H199V67H198ZM213 68H214V67H213ZM217 68H218V67H217ZM217 68H216V69H217ZM220 68H221V67H219V69H220ZM226 68H227V67H226ZM233 68H234V67H233ZM247 68H246V69H247ZM16 69H17V68H16ZM21 69H22V67H21ZM29 69H30V68H29ZM32 69H34V68H32ZM32 69H31V70H32ZM36 69H37V68H36ZM38 69H39V68H38ZM41 69H42V68H41ZM46 69H47V68H46ZM92 69H93V68H92ZM201 69H202V68H201ZM205 69H207V68H205ZM209 69H210V68H209ZM243 69L245 70V68H243ZM19 70H20V69H19ZM43 70H45V69H43ZM90 70H91V68H90ZM131 70H132V68H131ZM133 70H134V69H133ZM133 70H132V71H133ZM185 70H186V69H185ZM188 70H189V68H188ZM210 70H211V69H210ZM226 70H228V69H226ZM234 70H235V69H233V71H234ZM239 70H240V69H239ZM261 70H263V69H261ZM15 71H16V70H15ZM20 71H22V70H20ZM128 71H129V70H128ZM132 71H131V72H132ZM135 71H137V70L135 69ZM176 71H177V70H176ZM178 71H179V70H178ZM202 71H203V70H202ZM208 71H209V70H208ZM222 71H223V69H222ZM222 71H221V73H222ZM233 71H232V72H233ZM250 71H251V70H250ZM258 71H259V69H258ZM17 72H19V71H17ZM17 72H16V73H17ZM27 72H28V70H27ZM34 72H35V71H31V73H34ZM50 72H52V71H50ZM185 72H186V71H185ZM189 72H190V71H189ZM193 72H194V71H193ZM196 72H197V70H196ZM213 72H214V71H213ZM223 72H225V71H223ZM227 72H228V71H227ZM240 72H241V71H240ZM19 73H20V72H19ZM23 73H24V72H23ZM25 73H26V72H25ZM37 73H38V72H37ZM41 73H42V72H41ZM81 73H82V71H81ZM84 73H85V72H84ZM129 73H130V72H129ZM155 73H156V72H155ZM179 73H180V72H179ZM187 73H188V72H187ZM206 73H208V72H206ZM210 73L213 74L212 71H211ZM214 73H215V72H214ZM216 73H217V71H216ZM218 73H219V71H218ZM254 73H255V72H254ZM254 73H251V74L254 75ZM258 73H259V72H258ZM262 73H263V72H262ZM38 74H39V73H38ZM38 74H36V75L38 76ZM42 74H44V73H42ZM49 74H50V73H49ZM49 74H46V75L49 76ZM52 74H53V73H52ZM82 74H83V73H82ZM114 74H115V73H114ZM126 74H127V73H126ZM176 74H177V73H176ZM184 74H185V73H184ZM190 74H191V72H190ZM199 74H200V73H199ZM199 74H198V75H199ZM204 74H205V73H204ZM211 74H209V75H211ZM227 74H228V73H227ZM240 74H241V73H240ZM249 74H250V73H248V76H249ZM31 75H32V74H31ZM34 75H35V74H34ZM83 75L86 76L85 74H83ZM192 75H193V74H192ZM206 75H207V74H206ZM217 75H218V74H217ZM217 75H216V76H217ZM39 76H40V75H39ZM218 76H219V75H218ZM223 76H225V75H223ZM228 76H229V75H228ZM228 76H226V77H228ZM234 76H235V75H234ZM237 76H238V75L236 74V77H237ZM246 76H247V74H246ZM248 76H247V77H248ZM28 77H29V76H28ZM28 77L26 76V79H27ZM34 77H35V76H34ZM34 77H33V78H34ZM50 77H51V76H50ZM88 77H89V76H88ZM92 77H93V76H92ZM123 77H124V76H123ZM123 77L121 76V78H123ZM176 77H177V76H176ZM189 77H190V75H189ZM199 77H200V76H199ZM199 77H198V78H199ZM202 77H203V76H202ZM207 77H208V76H207ZM212 77H214V76H211V79L209 78L210 81H211V84H212V80H214ZM247 77H246V78H247ZM259 77H260V76H259ZM41 78H42V77H41ZM47 78H48V77H47ZM51 78H52V77H51ZM90 78H91V77H90ZM116 78H117V76H116ZM125 78H126V77H125ZM125 78H124V79H125ZM190 78H191V77H190ZM215 78H216V81H217V80H218L217 77H215ZM218 78H219V77H218ZM229 78H230V77H229ZM241 78H242V77H241ZM243 78H244V76H243ZM250 78H251V76H250ZM250 78H249V80H250ZM260 78H261V77H260ZM35 79H36V78H35ZM35 79H34V80H35ZM39 79H40V77H39ZM48 79H49V78H48ZM91 79H92V78H91ZM129 79H131V77H130ZM191 79H193V78H191ZM204 79H206V78H204ZM209 79H208V80H209ZM220 79H221V78H219V81H220ZM233 79H235V78L233 77ZM233 79H232V80H233ZM30 80H31V79H30ZM36 80H37V79H36ZM40 80H41V79H40ZM64 80H65V79H64ZM81 80H82V79H81ZM81 80H80V82H81ZM84 80H85V78H84ZM84 80H83V81H84ZM113 80L115 81V79H113ZM126 80H127V79H126ZM175 80H176V79H175ZM187 80H188V78H187ZM202 80H203V79H202ZM202 80H200V82H201ZM222 80H223V77H222ZM222 80H221V81H222ZM224 80H225V79H224ZM241 80H242V79H241ZM243 80H244V79H243ZM245 80H246V79H245ZM245 80H244V81H245ZM252 80H253V79H252ZM262 80H263V78H262ZM65 81H66V80H65ZM88 81H89V80H88ZM123 81H124V80H122L121 82L123 83ZM172 81H174V80H172ZM178 81H179V80H178ZM178 81H177V82H178ZM183 81H184V80H183ZM196 81H197V80H196ZM216 81H215V82H216ZM221 81H220V82H221ZM226 81H227V79H226ZM235 81H236V80H235ZM259 81H260V79H259ZM66 82H67V81H66ZM89 82H90V81H89ZM118 82H119V81H118ZM118 82H117V83H118ZM179 82H180V81H179ZM205 82H206V81H205ZM207 82H209V81H207ZM213 82H214V81H213ZM223 82H224V81H223ZM227 82L229 83V82H230V79H229V81H227ZM232 82H233V81H232ZM232 82H231V83H232ZM237 82L239 83V81H237ZM246 82H247V81H246ZM249 82H250V81H249ZM252 82H254V81H252ZM261 82H263V81H261ZM261 82H260V83H261ZM36 83H37V82H36ZM46 83H48V82H46ZM46 83H45V85H47ZM59 83H60V82H59ZM59 83H58V84H59ZM68 83H69V82H68ZM101 83H102V82H101ZM115 83H116V81H115ZM122 83H120L121 86H122ZM134 83H136V81H135ZM137 83H138V82H137ZM152 83H153V81H152ZM174 83H176V82H174ZM187 83H188V82H187ZM197 83H198V81L196 82V84H197ZM217 83H219V82H217ZM224 83H225V82H224ZM233 83H234V82H233ZM242 83H243V82H242ZM242 83H241V84H242ZM40 84H41V83H40ZM50 84H51V83H50ZM50 84H49V85H50ZM64 84H66V83H64ZM69 84H70V83H69ZM73 84H74V83H73ZM88 84H89V83H88ZM91 84H92V83H91ZM99 84H100V83H99ZM178 84H179V83H178ZM183 84H184V83H182L181 85L183 86ZM192 84H193V83H192ZM203 84H204V83H203ZM205 84H206V83H205ZM205 84H204V85H205ZM211 84H210V82H209V85H207V86H210ZM220 84H222V82H221ZM235 84H236V82L234 83V85H235ZM241 84H239V85H241ZM245 84H247V83H245ZM252 84H253V83H252ZM262 84H263V83H262ZM16 85H17V84H16ZM42 85H43V84H41V87H42ZM45 85H44V87H45ZM61 85H62V84H61ZM115 85H116V84H115ZM128 85H129V84H128ZM174 85H176V84H174ZM184 85H186V84H184ZM198 85H200V84H198ZM223 85H225V84H223ZM250 85H251V84H250ZM20 86H23V85L21 84ZM47 86H48V85H47ZM50 86H51V85H50ZM73 86H74V85H73ZM170 86H171V84H170ZM211 86H212V85H211ZM226 86H227V85H226ZM235 86H236V88H239V87H237L238 85H235ZM247 86H249V84H248ZM247 86H246V87H247ZM251 86H252V85H251ZM257 86H258V85H257ZM53 87H54V86H53ZM76 87H78V86H76ZM98 87H100V86H98ZM113 87H114V86H113ZM118 87H119V86H118ZM167 87H168V86H167ZM179 87H180V86H179ZM213 87L215 88V83H213L212 89H214ZM216 87H217V86H216ZM227 87H228V86H227ZM227 87H226V89H227ZM241 87L243 88V86H241ZM259 87H260V86H259ZM18 88H21V87H18ZM35 88H36V86H35ZM50 88H52V87H50ZM50 88H49V89H50ZM114 88H115V87H114ZM173 88H174V87H173ZM176 88H177V87H176ZM176 88H174L173 91H175ZM182 88H183V87H182ZM186 88H187V86H186ZM196 88H199V87L197 86ZM207 88H209V87H207ZM207 88H206V89H207ZM217 88L219 89V87H217ZM230 88H231V87H230ZM12 89H13V88H12ZM15 89H16V88H15ZM46 89H47V88H46ZM46 89H45V91H46ZM98 89H99V88H98ZM107 89H108V88H107ZM109 89H110V88H109ZM116 89H117V88H115V91H114V92H116ZM170 89H171V88H170ZM177 89H178V88H177ZM180 89H181V87H180ZM200 89H202V88H200ZM206 89H205V91H206ZM209 89H210V88H209ZM209 89H208V90H209ZM222 89H223V88H220V91H221ZM18 90L20 91V89H18ZM51 90H52V89H51ZM57 90H58V89H57ZM122 90H123V89H122ZM128 90H129V89H128ZM131 90H132V88H131ZM185 90H186V89H185ZM196 90H197V89H196ZM208 90H207L206 92H208ZM210 90H211V89H210ZM230 90H231V89H230ZM230 90H229V91H230ZM234 90H235V89H234ZM236 90H237V89H236ZM236 90H235V91H236ZM238 90H239V89H238ZM242 90H244V89H241L240 91H242ZM247 90H248V89H247ZM251 90H252V89H251ZM9 91H11V90H9ZM36 91H37V90H36ZM40 91H41V90H40ZM40 91H39V92H40ZM83 91H85V90H83ZM86 91H87V90H86ZM97 91H98V90H97ZM100 91H102V90H100ZM100 91H98V93H99ZM112 91H113V90H112ZM173 91H172V92H173ZM177 91H178V90H177ZM193 91H195V90H193ZM193 91H192V92H193ZM211 91H212V90H211ZM211 91H210V92H211ZM220 91H219V92H220ZM223 91H224V90H223ZM223 91H222V92H223ZM226 91H227V90H226ZM226 91H225L224 93H226ZM110 92H111V91H110ZM125 92H126V91H125ZM127 92H129V91H127ZM165 92H167V91H165ZM181 92H182V91H181ZM181 92H180V93H181ZM187 92H190V91L187 90ZM192 92H191V93H192ZM195 92H196V91H195ZM197 92H198V91H197ZM197 92H196V93H197ZM217 92H218V91H217ZM217 92H216L215 94H217ZM245 92H246V90H245ZM247 92H248V91H247ZM11 93H12V92H11ZM11 93H10V95H11ZM55 93H56V92H55ZM57 93H58V91H57ZM59 93H60V91H59ZM62 93H63V92H62ZM87 93H88V92H87ZM150 93H151V92H150ZM185 93H186V92H185ZM193 93H194V92H193ZM199 93H201V92H199ZM204 93H205V92H204ZM213 93H214V91H213ZM227 93H228V92H227ZM240 93H241V92H240ZM250 93H251V92H250ZM252 93H253V91H252ZM263 93H264V92H263ZM19 94H20V93H19ZM42 94H43V93H42ZM45 94H46V93H45ZM133 94H134V93H133ZM165 94H166V93H165ZM172 94H174V93H172ZM210 94H211V93H210ZM219 94H221V92H220ZM219 94H218V95H219ZM228 94H229V93H228ZM228 94H226V95H228ZM237 94H238V93H237ZM242 94H243V93H241V95H242ZM245 94H247V93H245ZM261 94H262V91H261ZM109 95H110V94H108V96H109ZM115 95H116V94H115ZM134 95H135V94H134ZM134 95H133V96H134ZM140 95H142V94H140ZM143 95H144V94H143ZM184 95H185V94H184ZM186 95H187V94H186ZM189 95H190V94H189ZM197 95L199 96V94H197ZM202 95H203V94H202ZM212 95H214V94H212ZM223 95H224V94H223ZM226 95H225V96H226ZM243 95H244V94H243ZM248 95H249V93H248ZM253 95L255 96L254 93H253ZM258 95H259V94H258ZM16 96H17V95H16ZM36 96H39V95H36ZM40 96H41V95H40ZM46 96H47V95H46ZM56 96H57V95H56ZM99 96H100V95H99ZM150 96H151V95H150ZM175 96H176V95H175ZM187 96H188V95H187ZM210 96H211V95H210ZM245 96H247V95H245ZM11 97H12V95H11ZM18 97H19V96H18ZM22 97H23V96H22ZM22 97H21V98H22ZM93 97H94V96H93ZM106 97H107V94H106ZM130 97H131V95H130ZM146 97H147V96H146ZM168 97H169V96H168ZM180 97H181V96H180ZM193 97H195V96H193ZM203 97H206L205 94H204ZM220 97H221V96H220ZM14 98H15V97H14ZM41 98H42V97H41ZM56 98H57V97H56ZM96 98H97V97H96ZM101 98H102V97H101ZM109 98H110V97H109ZM131 98H132V97H131ZM149 98H150V97H149ZM152 98H153V97H152ZM157 98H158V97H157ZM170 98H171V97H170ZM172 98H173V97H172ZM184 98H186V97H184ZM184 98H183V99H184ZM190 98H192V97H190ZM195 98H196V97H195ZM197 98H199V97H197ZM213 98H214V97H213ZM216 98H218V97L216 96ZM222 98H223V97L218 98V99L224 100V99H222ZM230 98H231V97H230ZM240 98H241V96H240ZM242 98L244 99V96H243ZM246 98H247V97H246ZM249 98H251V97H249ZM252 98H253V97H252ZM58 99H59V98H58ZM97 99H98V98H97ZM119 99H120V98H119ZM128 99H130V98H128ZM133 99H134V98H133ZM137 99H138V98H137ZM181 99H182V98H181ZM186 99H188V97H187ZM199 99H201V98H199ZM202 99H203V98H202ZM206 99H207V98H206ZM209 99H210V97H208V101H209ZM218 99H217V101H218ZM231 99H232V98H231ZM238 99H239V98H238ZM41 100H42V99H41ZM51 100H52V99H51ZM53 100H54V98H53ZM59 100H60V99H59ZM107 100H108V99H107ZM139 100H140V99H139ZM177 100H179V98H178ZM203 100H205V99H203ZM212 100H215V99H211V102H212ZM226 100H227V102H228V99H227V98H226ZM259 100H261V97H260ZM14 101H15V100H14ZM14 101H11V102H14ZM17 101H18V100H17ZM47 101H48V100H47ZM47 101H46V104H47ZM90 101H91V100H90ZM95 101H96V99H95ZM126 101H127V99H126ZM126 101H125V102H126ZM136 101H137V100H136ZM186 101H187V100H186ZM192 101H193V100H192ZM199 101H200V100H199ZM224 101H225V100H224ZM262 101H263V100H261V102H260L259 105H261ZM96 102H97V101H96ZM127 102H128V101H127ZM164 102H166V101H164ZM164 102H163V103H164ZM187 102H189V100H188ZM194 102H195V101H194ZM203 102H204V101H203ZM225 102H226V101H225ZM225 102L223 103L224 105L226 104ZM230 102H231V101H230ZM239 102H240V100H239ZM239 102H237V103H239ZM242 102H243V101H242ZM255 102H256V101H255ZM113 103H114V102H113ZM113 103H112V104H113ZM129 103H130V102H129ZM131 103H132V102H131ZM138 103H139V102H138ZM189 103H190V102H189ZM189 103H188V104H189ZM195 103H198V102H195ZM221 103H222V101H221ZM19 104H20V103H19ZM43 104H44V103H43ZM83 104L85 105V103H83ZM104 104H105V103H104ZM181 104H182V100H181ZM181 104H180V105H181ZM183 104H184V106H185L186 103H183ZM200 104H201V102H200ZM205 104H206V102H205ZM207 104H208V103H207ZM209 104H210V103H209ZM228 104H229V103H228ZM263 104H264V103H262V105H263ZM31 105H32V104H31ZM33 105L35 106V103H34ZM39 105H41V104H39ZM122 105H123V104H122ZM126 105H127V104H126ZM191 105H193V104H191ZM203 105H204V103H203ZM211 105H212V104H211ZM214 105L216 106L217 103L214 104ZM232 105H233V104H232ZM234 105H235V104H234ZM238 105H240V104H238ZM18 106H19V105H18ZM37 106H38V105H37ZM91 106H92V105H91ZM96 106H98V105H96ZM102 106H103V105H102ZM105 106H106V105H105ZM134 106H135V104H134ZM168 106H169V105H168ZM168 106H167V107H168ZM173 106H174V105H173ZM199 106H200V105H199ZM208 106H210V105H208ZM212 106H213V105H212ZM220 106H221V108H222V105H221V104H220ZM220 106H219V109H220ZM225 106H228V105L226 104ZM236 106H237V105H236ZM243 106L245 107V105H243ZM251 106H253V105H251ZM251 106H250V107H251ZM28 107H29V106H28ZM99 107H100V106H99ZM103 107H104V106H103ZM118 107H119V106H118ZM121 107H122V106H121ZM136 107H137V105H136ZM136 107H135V108H136ZM146 107H147V106H146ZM185 107H186V106H185ZM185 107H184V109H185ZM188 107H189V106H188ZM192 107H193V106H192ZM197 107H198V106H196V108H197ZM228 107H230V105H229ZM234 107H235V106H234ZM17 108H19V107H17ZM40 108H42V106H41ZM88 108H89V107H88ZM125 108H127V107H125ZM133 108H134V107H133ZM133 108H132V110H133ZM135 108H134V109H135ZM175 108H176V107H175ZM175 108H174V109H175ZM201 108H202V107H201ZM213 108H214V107H213ZM223 108L225 109V107H223ZM239 108H240V107L236 108L235 110L238 111L237 109H239ZM251 108H253V107H251ZM256 108H257V107H256ZM256 108H254V109H256ZM262 108H263V110H264V107H262ZM262 108H261V109H262ZM24 109H25V108H24ZM44 109H45V108H43V111H44ZM53 109H54V108H53ZM66 109H67V108H66ZM70 109H71V108H70ZM95 109H96V108H95ZM100 109H101V108H100ZM116 109H118V108H116ZM159 109H160V108H159ZM168 109H169V108H168ZM176 109L178 110V108H176ZM190 109H191V108H190ZM190 109H189V110H190ZM208 109H211V108H208ZM214 109H217V110H218V108H214ZM241 109L243 110L242 107H241ZM261 109H260V110H261ZM29 110H30V108H29ZM38 110H39V108H38ZM40 110H41V109H40ZM40 110H39V111H40ZM90 110H91V109H90ZM101 110H102V109H101ZM104 110H105V109H104ZM118 110H119V109H118ZM120 110H121V108H120ZM165 110H166V108H165ZM181 110H183V107L181 108ZM186 110H187V109H186ZM186 110H185V111H186ZM217 110H216V112H217ZM220 110H221V109H220ZM220 110H219V111H220ZM2 111H3V109H2ZM34 111H35V107H34ZM62 111L64 112V110H62ZM62 111H61V112H62ZM65 111H66V110H65ZM172 111H173V109H172ZM175 111H176V110H175ZM196 111H197V110H196ZM206 111H207V110H206ZM225 111H226V109H225ZM229 111H230V110H229ZM232 111H234V110H232ZM246 111H247V110H245V108H244V111H243V112L245 113ZM252 111H253V110H252ZM254 111H255V110H254ZM256 111H259V110L256 109ZM261 111H262V110H261ZM6 112H7V111H6ZM27 112H28V111H27ZM37 112H38V111H37ZM37 112H36V113H37ZM41 112H42V111H41ZM89 112H90V111H89ZM178 112H179V111H178ZM191 112H192V111H191ZM198 112H199V110H198ZM207 112H208V111H207ZM207 112H206V113H207ZM216 112H215V113H216ZM221 112H222V111H221ZM221 112H220L219 114H222ZM223 112H224V110H223ZM227 112H228V110H227ZM239 112H240V109H239ZM247 112H251V111L249 110V111H247ZM4 113H5V112H4ZM21 113H22V112H21ZM38 113H39V112H38ZM66 113H67V112H65V114H66ZM77 113H78V112H77ZM81 113H82V112H81ZM85 113H86V111H85ZM120 113H122V112H120ZM125 113H127V112H125ZM133 113H134V111H133ZM133 113H132V114H133ZM173 113H174V111H173ZM189 113H190V112H189ZM193 113H194V111H193ZM201 113H203V111H202ZM208 113H209V112H208ZM240 113H241V112H240ZM244 113H242V114H244ZM0 114H1V113H0ZM68 114H69V113H68ZM73 114H75V113H73ZM73 114H72V115H73ZM168 114H169V113H168ZM176 114H178V113H176ZM190 114H191V113H190ZM203 114H205V113H203ZM203 114H201V115L203 116ZM217 114H218V112H217ZM225 114H226V113H225ZM228 114H229V113H228ZM231 114H232V113H231ZM252 114H253V113H252ZM3 115H4V114H3ZM75 115H76V114H75ZM77 115H78V114H77ZM84 115H87V114H84ZM102 115H103V114H102ZM118 115H119V113H118ZM124 115H125V114H124ZM155 115H156V114H155ZM181 115H183L182 111H181ZM210 115H212V114H210ZM213 115H214V114H213ZM233 115H234V114H233ZM239 115H241V114H239ZM239 115H236V116H234V117L232 116V117H233V118H235V117L238 118ZM263 115H264V113H263ZM263 115H262V117H263ZM28 116H29V115H28ZM28 116H27V117H28ZM35 116H36V115H35ZM39 116L43 117L41 114H40ZM45 116H46V115H45ZM70 116H71V115H70ZM110 116H111V115H110ZM112 116H113V115H112ZM157 116H158V115H157ZM173 116H174V115H173ZM178 116H179V115H178ZM191 116H192V114H191ZM204 116H205V115H204ZM224 116H225V115H223V117H224ZM243 116H244V115H243ZM245 116H247V115L245 114ZM21 117H22V116H21ZM36 117H37V116H36ZM46 117H47V116H46ZM67 117H68V116H67ZM75 117H76V116H75ZM77 117H78V116H77ZM77 117H76V118H77ZM81 117H82V116H81ZM120 117H121V116H120ZM122 117H123V116H122ZM159 117H160V116H159ZM179 117H180V116H179ZM187 117H188V116H187ZM206 117H208V116H206ZM211 117H214V116H211ZM220 117H221V116H220ZM229 117H231L230 114H229ZM232 117H231V118H232ZM259 117H260V115H259ZM262 117H261V118H262ZM0 118H2V117L0 116ZM6 118H7V117H6ZM31 118H32V117H31ZM31 118H30V119H31ZM33 118H34V117H33ZM33 118H32V119H33ZM38 118H39V117H38ZM113 118H114V116H113ZM115 118H117V117H115ZM152 118H153V117H152ZM152 118H151V119H152ZM183 118H184V117H183ZM188 118H189V117H188ZM195 118H196V115H195ZM195 118H194V119H195ZM197 118H198V117H197ZM208 118H209V117H208ZM225 118H227V117H225ZM240 118H242V117H240ZM240 118H239V119H240ZM7 119H9V118H7ZM20 119H22V118H20ZM90 119H91V118H90ZM90 119H89V120H90ZM98 119H99V118H98ZM108 119H109V117H108ZM124 119H125V117H124ZM204 119H205V118H204ZM204 119H203V120H204ZM210 119H211V118H210ZM220 119H221V118H220ZM228 119H229V118H228ZM1 120H2V119H1ZM1 120H0V121H1ZM39 120H40V119H39ZM86 120H87V119H86ZM118 120H119V119H118ZM189 120H191V119H189ZM198 120H199V119H198ZM221 120H222V119H221ZM223 120H224V118H223ZM235 120H236V119H235ZM241 120H242V119H241ZM247 120H248V119H247ZM247 120H246V121H247ZM11 121H13V120H11ZM29 121H30V120H29ZM36 121H37V120H36ZM45 121H46V120H45ZM45 121L42 120V122H45ZM75 121H77V120H75ZM97 121H98V120H97ZM110 121H111V120H110ZM114 121H115V120H114ZM121 121H122V119H121ZM151 121H152V120H151ZM166 121L168 122V120H166ZM191 121H192V120H191ZM193 121H195V120H193ZM193 121H192V122H193ZM210 121H211V120H210ZM210 121H209V122H210ZM227 121H228V120H227ZM246 121H245V122H246ZM13 122H14V121H13ZM16 122H17V121H16ZM32 122H33V121H32ZM73 122H74V121H73ZM80 122H81V121H80ZM90 122H91V121H90ZM127 122H128V121H127ZM172 122H173V121H172ZM182 122H183V121H182ZM196 122H197V121H196ZM205 122H206V121H205ZM211 122H212V124H216L215 122L213 123V120H212ZM222 122L224 123L225 120L222 121ZM235 122H236V121H235ZM235 122H234L233 124H235ZM238 122H239V120H238ZM254 122H255V121H254ZM111 123H112V121H111ZM120 123H121V122H120ZM124 123H125V122H124ZM149 123H150V122H149ZM151 123H152V122H151ZM186 123H187V122H186ZM186 123H185V125H186ZM258 123H259V122H258ZM14 124H15V123H14ZM28 124H30V123H28ZM32 124H33V123H32ZM36 124H37V123H36ZM42 124H43V123H42ZM81 124H82V123H81ZM86 124H88V123L85 122V125H86ZM89 124H90V123H89ZM92 124H93V123H92ZM117 124H118V121H117ZM175 124H176V123H175ZM218 124H219V123H218ZM218 124H217V125H218ZM221 124H222V123H221ZM221 124H219V125H221ZM231 124H232V123H229V125H231ZM245 124H246V123H245ZM247 124H248V123H247ZM255 124L257 125V122H255V123L253 124L252 127H254ZM30 125H31V124H30ZM48 125H49V124H48ZM120 125H121V124H120ZM201 125H202V124H201ZM201 125H200V126H201ZM209 125H211V124L209 123ZM226 125H228L227 122H226L225 126H226ZM229 125H228V128H229ZM27 126H28V125H27ZM46 126H47V124H46ZM78 126H79V124H78ZM91 126L94 127L93 125H91ZM116 126H117V125H116ZM148 126H149V125H148ZM155 126H156V125H155ZM176 126H177V124H176ZM205 126H207V125H205ZM205 126H204V127H205ZM212 126H213V125H212ZM214 126H215V125H214ZM214 126H213V128H214ZM231 126H232V125H231ZM233 126H235V125H233ZM238 126H240V123H239ZM238 126H237V127H238ZM243 126H244V125H243ZM246 126H247V125H246ZM249 126H251V125H249ZM249 126H248V127H249ZM257 126H258V125H257ZM257 126H256V127H257ZM80 127H81V126H80ZM111 127H112V126H111ZM117 127H118V126H117ZM127 127H128V125H127ZM158 127H159V126H158ZM166 127H167V125H166ZM194 127H195V126H194ZM217 127H218V128H216V129H219V126H217ZM240 127H241V126H240ZM252 127H251V128H252ZM259 127H260V125H259ZM263 127H264V125H263ZM4 128H5V127H4ZM45 128H46V127H45ZM45 128H44V129H45ZM59 128H60V127H59ZM72 128H73V127H72ZM74 128H75V127H74ZM74 128H73V129H74ZM89 128H90V127H89ZM95 128H96V127H95ZM95 128H94V129H95ZM113 128H114V127H113ZM115 128H116V127H115ZM147 128H148V127H147ZM168 128H169V127H168ZM196 128H197V127H195V129H196ZM199 128H200V127L198 126L197 129H199ZM205 128H206V127H205ZM207 128H208V126H207ZM207 128H206V129H207ZM221 128H222V127H220V129H221ZM223 128H224V127H223ZM226 128H227V127H226ZM226 128H225V131L228 130V129L226 130ZM238 128H239V127H238ZM244 128H245V127H244ZM16 129H17V128H16ZM26 129H27V128H26ZM55 129H58V128L56 127ZM64 129H65V128H64ZM83 129H84V128H83ZM83 129H82V130H83ZM98 129H99V128H98ZM105 129H106V128H105ZM105 129H104V130H105ZM107 129H108V128H107ZM107 129H106V130H107ZM110 129H111V128H110ZM118 129H119V127H118ZM175 129H177V128H175ZM216 129H214V130H216ZM220 129H219V130H220ZM242 129H243V128H242ZM254 129H255V132H256V128H254ZM259 129H261V128H259ZM3 130H4V129H3ZM24 130H25V129H24ZM28 130H29V129H28ZM95 130H97V129H95ZM108 130H109V129H108ZM114 130H115V129H114ZM119 130H120V129H119ZM124 130H126V128L123 129V131H124ZM128 130H129V127H128ZM148 130H149V129H148ZM156 130H157V129H155V131H156ZM168 130H169V129H168ZM177 130H178V129H177ZM179 130H180V129H179ZM181 130H182V128H181ZM186 130H187V129H186ZM186 130H185V132H187ZM209 130H210V129H209ZM229 130H230V128H229ZM229 130H228V131H229ZM234 130H235V129H234ZM237 130H238V129H237ZM245 130L247 131V129H245ZM248 130L253 131V130H251V129H249V128H248ZM263 130H264V129H263ZM263 130H261V131L263 132ZM63 131H64V130H63ZM66 131H67V130H66ZM66 131H65V132H66ZM77 131H78V130H77ZM83 131H84V130H83ZM93 131H94V130H93ZM111 131H112V130H111ZM204 131H208V130H204ZM221 131L223 132L224 130H220L219 132H221ZM225 131H224V132H225ZM243 131H244V130H243ZM60 132H61V131H60ZM71 132H72V130H71ZM71 132H70V133H71ZM85 132H86V131H84V133H85ZM95 132H96V131H95ZM104 132H105V131H104ZM104 132H103V133H104ZM112 132H113V131H112ZM172 132H173V130H172ZM177 132H180V133H181V131H177ZM214 132H215V131H214ZM235 132H236V131H235ZM235 132H234V133H235ZM238 132H239V130H238ZM244 132H245V131H244ZM244 132H243V133H244ZM257 132H258V131H257ZM29 133H30V132H29ZM44 133H45V132H44ZM46 133H47V132H46ZM52 133H54V130H53ZM75 133H76V132H75ZM75 133H74V134H75ZM151 133H152V131H151ZM175 133H176V131H175ZM209 133H210V132H209ZM229 133H230V131H229ZM236 133H237V132H236ZM240 133H241V132H240ZM248 133H249V132H248ZM11 134H12V133H11ZM58 134H59V131H58ZM71 134H72V133H71ZM74 134H73V135H74ZM80 134H82V133H80ZM91 134H92V133H91ZM168 134H169V132H168ZM182 134H184V132L181 133V135H182ZM216 134H217V133H216ZM223 134H225V133H223ZM232 134H233V133H232ZM258 134H259V133H258ZM263 134H264V132H263ZM263 134H262V135H263ZM30 135L32 136L33 134H30ZM53 135H54V134H53ZM101 135H103V134L101 133ZM101 135H100V136H101ZM158 135H160V134L158 133ZM218 135H219V134H218ZM225 135H226V134H225ZM235 135H236V134H234V136H235ZM239 135H240V134H239ZM239 135H238V136H239ZM253 135H254V133H253ZM253 135H252V136H253ZM12 136H13V134H12ZM35 136H36V135H35ZM51 136H52V135H51ZM110 136H111V134H110ZM110 136H109V137H110ZM121 136H122V135H121ZM145 136H147V135H145ZM165 136H166V134H165ZM219 136H221V135H219ZM232 136H233V135H232ZM246 136H247V135H246ZM250 136H251V135H250ZM252 136H251V139L254 138V137L252 138ZM254 136L256 137V135H254ZM259 136H261V135L259 134ZM36 137H37V136H36ZM62 137H63V136H62ZM71 137H72V136H71ZM84 137H85V136H84ZM105 137H106V136H105ZM111 137H112V136H111ZM151 137H152V136H151ZM154 137H155V136H154ZM176 137H177V135H176ZM180 137H181V136H180ZM180 137H179V139H180ZM192 137H193V136H192ZM208 137H209V136H208ZM208 137H207V138H208ZM210 137H211V136H210ZM227 137H228V134H227ZM240 137H242V136H240ZM240 137H239V138H240ZM243 137H244V136H243ZM257 137H258V135H257ZM257 137H256V139H257ZM55 138H56V136H55ZM67 138H68V137H67ZM74 138H75V137H74ZM79 138H80V136H79ZM100 138H101V137H100ZM103 138H104V137H103ZM143 138H144V137H143ZM169 138H170V136H169ZM190 138H191V137H190ZM217 138H219V137H217ZM228 138H229V137H228ZM231 138H232V137H231ZM237 138H238V137L236 136V139H237ZM262 138H264V137H262ZM262 138H261L260 140H262ZM7 139H8V137H7ZM57 139H58V138H57ZM63 139H64V138H63ZM71 139H73V138H71ZM85 139H86V138H85ZM91 139H92V138H91ZM114 139H115V138H114ZM117 139H118V138H117ZM145 139H146V138H145ZM147 139H149V138L147 137ZM173 139H174V137H173ZM202 139H204V137H203ZM220 139H221V137H220ZM226 139H227V138H226ZM226 139H225V140H226ZM229 139H230V138H229ZM232 139H233V138H232ZM232 139H230V141H231ZM244 139H245V138H244ZM31 140H32V138H31ZM48 140H49V139H48ZM65 140H66V138H65ZM73 140H74V139H73ZM80 140H81V139H80ZM93 140H94V139H93ZM102 140H103V139H102ZM180 140H181V139H180ZM205 140H206V138H205ZM209 140H210V139H209ZM209 140H208V141H209ZM217 140H218V139H216V141H217ZM223 140H224V139H223ZM237 140H238V139H237ZM237 140H236V142H237ZM7 141H8V140H7ZM10 141H11V140H10ZM10 141H9V142H10ZM18 141H19V140H18ZM28 141H30V138H29ZM50 141H52V140H50ZM143 141H144V140H143ZM154 141H155V140H154ZM216 141H214V142L212 141V142H213V143H216ZM230 141H229V142H230ZM263 141H264V139H263ZM15 142H16V141H15ZM53 142H54V141H53ZM61 142H62V140H61ZM69 142H70V141H69ZM151 142H152V141H151ZM160 142H161V141H160ZM188 142H190V141H188ZM188 142H187V143H188ZM192 142H193V138H192ZM203 142H204V141H203ZM220 142H221V141H220ZM223 142H224V141H223ZM234 142H235V141H234ZM5 143H6V142H5ZM5 143H4V144H5ZM103 143H104V142H103ZM105 143H106V142H105ZM175 143H176V142H175ZM185 143H186V142H185ZM187 143H186V145H187V147H189L190 145L188 146ZM197 143H198V142H197ZM217 143H219V142L217 141ZM230 143H231V142H230ZM232 143H233V142H232ZM4 144H3V145H4ZM62 144H63V143H62ZM70 144H71V143H70ZM72 144H73V143H72ZM76 144H77V143H76ZM210 144H211V143H210ZM222 144L224 145V144H226V142H224V143H222ZM227 144H228V143H227ZM237 144L239 145V143H236V144L234 143V145L236 146V148H238V147H237ZM257 144L259 145V143H256V145H257ZM260 144H261V143H260ZM262 144H263V145H261L260 147L264 146V143H263V142H262ZM51 145H53L52 142H51ZM60 145H61V144H60ZM80 145H81V143H80ZM98 145H99V144H98ZM148 145H149V144H148ZM180 145H181V144H180ZM197 145H198V144H196L195 146H197ZM207 145H209V144H207ZM230 145H231V144H230ZM230 145H229V146H230ZM253 145H254V144H253ZM67 146H68V145H67ZM67 146H66V147H67ZM71 146H72V145H71ZM100 146H102V145H100ZM110 146H111V144H110ZM114 146H115V145H114ZM139 146H141V145H139ZM143 146H144V145H143ZM150 146H152V145H150ZM153 146H154V145H153ZM153 146H152V147H153ZM178 146H179V144H178ZM181 146H182V145H181ZM184 146H185V145H184ZM191 146H192V145H191ZM211 146H212V145H211ZM214 146L216 147L215 144H214ZM221 146H222V145H221ZM226 146H227V149H228L229 146H228V145H226ZM20 147H21V146H20ZM32 147H33V146H32ZM61 147H62V145H61ZM66 147H64V148H66ZM68 147H69V146H68ZM179 147H180V146H179ZM182 147H183V146H182ZM185 147H186V146H185ZM192 147H193V146H192ZM217 147H218V146H217ZM224 147H225V146H224ZM224 147H223V148H224ZM240 147H241V146H240ZM240 147H239V148H240ZM247 147H249V146H247ZM247 147H246V148H247ZM12 148H13V146H12ZM17 148H18V147H17ZM42 148H43V147H42ZM74 148H75V147H74ZM76 148H78V147H76ZM87 148H89V147H87ZM149 148H150V147H149ZM183 148H184V147H183ZM190 148H191V147H190ZM208 148H209V146H208ZM210 148H212V147H210ZM229 148H230V147H229ZM233 148H234V147H233ZM233 148H232V149H233ZM246 148H244V150H245ZM252 148H254V147H252ZM7 149H8V148H7ZM9 149H10V148H9ZM20 149H21V148H20ZM50 149H51V148H50ZM62 149H63V148H62ZM71 149H72V148H71ZM95 149H96V148H95ZM99 149H100V148H99ZM101 149H102V148H101ZM139 149H141V148H139ZM139 149H138V150H139ZM143 149H144V147H143ZM147 149H148V148H147ZM155 149H156V148H155ZM26 150H28V149H26ZM26 150H25V152H26ZM32 150H33V149H32ZM51 150H53V149H51ZM55 150H56V149H55ZM63 150H64V149H63ZM83 150H84V149H83ZM144 150H146V149H144ZM148 150H149V149H148ZM162 150H163V149H162ZM189 150L191 151V149H189ZM189 150H188V151H189ZM195 150H197V149H195ZM195 150L193 149L192 151L194 152ZM198 150H200V149H198ZM208 150H209V149H208ZM215 150H216V149H215ZM223 150H225V149H223ZM238 150H239V149H238ZM241 150H242V149H241ZM6 151H7V150H6ZM16 151H18V150L15 149V152H16ZM19 151H20V150H19ZM23 151H24V150H23ZM30 151H31V150H30ZM45 151H46V150H45ZM53 151H54V150H53ZM67 151H68V149H67ZM89 151H90V149H89ZM92 151H94V150H92ZM140 151H143V150H140ZM159 151H160V150H159ZM164 151H165V150H164ZM178 151H181V152H182V150H181L180 148L178 149ZM183 151H184L183 153L186 152L185 150H183ZM190 151H189V152H190ZM249 151H251V150H249ZM260 151H261V150H259V153H260ZM263 151H264V150L261 151V153H262L261 155H264V154H263ZM10 152H11V151H10ZM25 152H24V153H25ZM55 152H56V151H55ZM72 152H73V151H72ZM83 152H84V151H83ZM86 152H87V151H86ZM95 152H96V150H95ZM138 152H139V151H138ZM144 152H145V151H144ZM147 152H148V151H147ZM154 152H155V150H154ZM165 152H166V151H165ZM165 152H164V153H165ZM175 152H176V150H175ZM175 152H174V153H175ZM200 152H201V151H200ZM229 152H231V151H229ZM253 152H254V151H253ZM257 152H258V151H257ZM257 152H255V153L257 154ZM2 153L4 154V152H2ZM26 153H28V152H26ZM37 153H38V152H37ZM41 153H42V151H41ZM65 153H66V151H65ZM68 153H70V148H69ZM160 153H161V152H160ZM187 153H188V152H187ZM190 153H191V152H190ZM190 153H189V154H190ZM238 153H240V152H238ZM238 153H237V154H238ZM249 153H250V152H249ZM251 153H252V152H251ZM255 153H254V154H255ZM42 154H44V151H43ZM62 154H63V153H62ZM80 154H81V153H80ZM82 154H83V153H82ZM89 154H90V153H89ZM141 154H142V152H141ZM146 154H147V153H146ZM148 154H149V153H148ZM153 154H154V153H153ZM156 154H157V153H156ZM167 154H169V153H167ZM175 154H176V153H175ZM185 154H186V153H185ZM193 154H194V153H193ZM222 154H224V153H222ZM225 154H226V152H225ZM225 154H224V155H225ZM231 154H233V153H231ZM235 154H236V153H235ZM237 154H236V155H237ZM1 155H2V154H1ZM6 155H7V154H6ZM19 155H20V154H19ZM23 155H24V154H23ZM27 155H28V154H27ZM27 155H26V156H27ZM31 155H32V154H31ZM33 155H34V154H33ZM33 155H32V156H33ZM54 155H56V153H54ZM85 155H86V153H85ZM93 155H94V154H93ZM144 155H145V154H144ZM161 155H162V153H161ZM177 155H178V154H177ZM190 155H191V154H190ZM195 155H196V154H195ZM228 155H229V154H228ZM249 155H251V154H249ZM20 156H21V155H20ZM32 156H31V157H32ZM34 156H35V155H34ZM34 156H33V157H34ZM44 156H45V155H44ZM74 156H75V155H74ZM80 156H81V155H80ZM135 156H136V155H135ZM149 156H150V154H149ZM254 156H255V155H254ZM5 157H6V156H5ZM41 157H42V156H41ZM65 157H67V156L65 155ZM70 157H71V156H70ZM82 157H83V156H82ZM97 157H98V155H97ZM151 157L153 158L154 156H151ZM161 157L163 158V156H161ZM174 157H175V155H174ZM191 157H192V156H191ZM196 157H197V156H196ZM196 157H195V158H196ZM201 157H202V156H201ZM228 157H229V156H228ZM252 157H253V156H252ZM256 157H257V160H258L259 157H258V156H256ZM24 158H25V157H24ZM39 158H40V157H39ZM76 158H77V157H76ZM94 158H95V157H94ZM156 158L159 159V158H158V155H157ZM181 158H182V157H181ZM181 158H180V159H181ZM186 158H187V156H186ZM198 158H200V157H198ZM221 158L223 159L224 157H221ZM229 158H230V157H229ZM236 158H238V156H237ZM239 158H240V157H239ZM245 158H246V157H245ZM245 158H244V160H245ZM0 159H1V157H0ZM31 159H32V158H31ZM35 159H37V158H35ZM63 159H64V158H63ZM63 159H62V160H63ZM67 159H68V158H67ZM70 159H71V158H70ZM70 159H69V160H70ZM86 159H88V158H86ZM133 159H134V158H133ZM136 159H137V158H136ZM144 159H145V158H144ZM154 159H155V158H154ZM154 159H153V160H154ZM157 159H156V160H157ZM166 159H167V158H166ZM168 159H169V157H168ZM174 159H175V158H174ZM225 159H227V157H226ZM225 159H223V162L225 161ZM232 159H233V157H232ZM242 159H243V158H242ZM247 159H248V158H246V160H247ZM252 159H253V158H252ZM45 160H48V158L45 159ZM58 160H59V159H58ZM89 160H90V158H89ZM92 160H93V159H92ZM148 160H149V158H148ZM148 160H147V161H148ZM162 160H163V159H162ZM164 160H165V158H164ZM170 160H171V159H170ZM189 160H190V158H189ZM229 160H230V159H229ZM233 160H234V159H233ZM246 160H245V161H246ZM248 160H249V159H248ZM250 160H251V158H250ZM262 160H263V159H262ZM32 161H33V160H32ZM35 161H36V160H35ZM35 161H34V162H35ZM71 161H72V160H71ZM94 161H96V160L94 159ZM136 161H137V160H136ZM141 161H142V160H141ZM147 161H146V162H147ZM154 161H155V160H154ZM160 161H161V160H160ZM166 161H168V160H166ZM177 161H179V160H177ZM185 161H186V160H185ZM190 161H191V160H190ZM240 161H242V160H240ZM245 161H243L242 163H244ZM253 161H254V160H253ZM3 162H4V161H3ZM60 162H61V160H60ZM90 162H91V161H90ZM130 162H131V161H130ZM134 162H135V161H134ZM146 162H145V163H146ZM156 162H157V161H156ZM164 162H165V161H164ZM183 162H184V161H183ZM187 162H188V158H187ZM191 162H192V161H191ZM191 162H190V163H191ZM199 162H200V161H199ZM221 162H222V161H221ZM228 162H229V161H228ZM228 162H227V163H228ZM235 162H236V161H235ZM235 162H234V163H235ZM249 162H250V161H248V164H249ZM260 162H261V161H260ZM0 163H1V162H0ZM31 163H32V162H31ZM36 163H38V162H36ZM36 163H35V164H36ZM64 163H65V162H64ZM64 163H63V164H64ZM139 163H141V162H139ZM145 163H143V164H145ZM154 163H155V162H154ZM174 163H175V161H174ZM227 163H225V165H226ZM236 163H237V162H236ZM239 163H240V162H239ZM245 163H247V162H245ZM33 164H34V163H33ZM35 164H34V165H35ZM84 164H85V163H84ZM91 164H92V163H91ZM126 164H127V163H126ZM130 164H131V163H130ZM149 164H150V163H149ZM158 164H159V162H158ZM164 164H165V163H164ZM169 164L172 165L171 162H169ZM212 164H213V163H212ZM212 164H211V165H212ZM248 164H247V165H248ZM251 164H252V162H251ZM260 164L262 165V162H261ZM5 165H7V164L5 163ZM61 165H62V164H61ZM139 165H140V164H138V166H139ZM152 165H153V164H152ZM156 165H157V164H156ZM156 165H155V166H156ZM162 165H163V164H162ZM167 165H168V164H167ZM196 165H197V161H196ZM219 165H220V164H219ZM231 165H232V163H231ZM233 165L235 166V164H233ZM233 165H232V167H233V169H234V166H233ZM236 165H237V164H236ZM31 166L33 167V165H31ZM133 166H135V164H134ZM140 166L142 167L143 165L141 164ZM148 166H149V165H148ZM153 166H154V165H153ZM157 166H158V165H157ZM157 166H156V168H158ZM165 166H166V164H165ZM168 166H169V165H168ZM178 166H179V163H178ZM181 166H182V165H181ZM189 166H190V165H189ZM214 166H215V165H213V168H214ZM216 166H217V165H216ZM229 166H230V162H229V165H227V168H228ZM250 166H251V165H250ZM257 166H259V163L257 164ZM59 167H60V166H59ZM90 167H91V166H90ZM122 167H123V164H122ZM124 167H125V166H124ZM163 167H164V166H163ZM163 167H162V168H163ZM169 167H171V166H169ZM222 167H223V165H222L221 167H219L220 171H221ZM230 167H231V166H230ZM237 167H239V166L237 165ZM241 167H242V166H241ZM241 167H240V168H241ZM254 167H255V165H254ZM4 168H5V166H4ZM49 168H50V167H49ZM49 168H48V169H49ZM133 168H134V167H133ZM133 168H129V169L132 170ZM139 168H140V167H139ZM150 168H151V167H150ZM166 168H167V167H166ZM166 168H164V169H166ZM171 168H172V167H171ZM174 168H175V167H174ZM174 168H172V169H174ZM197 168H198V167H197ZM199 168H200V167H199ZM202 168L204 169V167H202ZM211 168H212V166H211ZM216 168H217V167H216ZM216 168H215V169H216ZM224 168H225V167H224ZM224 168H223V169H224ZM240 168H236V170H237V169L239 170ZM246 168H247V167H246ZM246 168H245V169H246ZM252 168H253V167L251 166V169H252ZM14 169H15V167H14ZM147 169H148V168H147ZM147 169H146V171H147ZM168 169H169V168H168ZM203 169L201 170V168H200V169H199L200 172H201V171L204 172ZM206 169H207V171H208L210 168L208 169V167H207ZM217 169H218V168H217ZM219 169H218V170H219ZM245 169H244V170H245ZM248 169H249V168H248ZM248 169H247V170H248ZM20 170H21V169H20ZM24 170H25V169H24ZM51 170H52V169H51ZM53 170H54V169H53ZM139 170H140V169H139ZM148 170H149V169H148ZM174 170H175V169H174ZM178 170H179V169H178ZM218 170H216V171H218ZM228 170H229V169H228ZM244 170H243V171H244ZM249 170H250V169H249ZM249 170H248V171H249ZM14 171H15V170H14ZM26 171H27V170H26ZM55 171H56V170H55ZM122 171H123V170H122ZM132 171H133V170H132ZM169 171H170V170H169ZM192 171H193V173L195 174V173L198 171V169H196V172H194V170H192ZM192 171H191V172H192ZM209 171H210V170H209ZM212 171H213V169H212ZM216 171H215L214 173H216ZM222 171H223V170H222ZM234 171H235V170H234ZM250 171H251V170H250ZM250 171H249V172H250ZM10 172H11V171H10ZM23 172H24V171H23ZM33 172H34V171H33ZM128 172H129V171H128ZM140 172H141V171H140ZM153 172H154V170H153ZM163 172H165V171H163ZM163 172H161V173H163ZM172 172H173V171H172ZM177 172L179 173V171H177ZM202 172H201V173H202ZM205 172H206V171H205ZM231 172H232V171H231ZM252 172H253V171H252ZM255 172H256V171H255ZM263 172H264V171H263ZM263 172H262V173H263ZM3 173H4V172H3ZM3 173H2V175H3ZM14 173H15V172H14ZM26 173H27V172H26ZM121 173H122V172H121ZM129 173H130V172H129ZM132 173H133V172H132ZM137 173H139V172H137ZM146 173H148V171H147ZM168 173H169V172H168ZM180 173H182V172L180 171ZM186 173H187V172H186ZM188 173H189V172H188ZM198 173H199V171H198ZM206 173H207V172H206ZM206 173H205V174H206ZM211 173H212V172H211ZM211 173H210V174H211ZM225 173H226V172H225ZM225 173H224V174H225ZM235 173H236V171H235ZM244 173H245V172H244ZM23 174H24V173H23ZM27 174H28V173H27ZM30 174H31V173H30ZM32 174H33V173H32ZM32 174H31V175H32ZM34 174H36V173H34ZM127 174H128V173H127ZM183 174H184V173H182V175H183ZM191 174H192V173H191ZM203 174H204V173H203ZM207 174H208V173H207ZM245 174H246V173H245ZM247 174H248V173H247ZM251 174H253V173H251ZM255 174H256V173H255ZM257 174H258V173H257ZM4 175H5V173H4ZM7 175H8V173H7ZM15 175H16V174H15ZM36 175H37V174H36ZM36 175H35V176H36ZM40 175H42V174H40ZM102 175H103V174H102ZM132 175H133V174H132ZM139 175H140V173H139ZM150 175H152V174H150ZM153 175H154V174H153ZM155 175H156V174H155ZM182 175H181V176H182ZM184 175H185V174H184ZM189 175H190V173H189ZM196 175H197V174H196ZM196 175H195V176H196ZM227 175H228V174H227ZM241 175H242V173H241ZM12 176H13V175H12ZM17 176H18V175H17ZM20 176H21V175H20ZM35 176H34V177H35ZM37 176H38V175H37ZM37 176H36V177H37ZM129 176H130V174H129ZM134 176H136V175H134ZM158 176H159V175H158ZM162 176H163V175H162ZM162 176H161V177H162ZM200 176H201V175H200ZM206 176H209V175H206ZM242 176H243V175H242ZM242 176H241V177H242ZM245 176H246V175H245ZM249 176H250V175H249ZM249 176H248V177H249ZM251 176H252V175H251ZM251 176H250V177H251ZM255 176H256V175H255ZM255 176H254V177H255ZM263 176H264V175H262V177H263ZM4 177H5V176H4ZM4 177H2V178H4ZM8 177H9V176H8ZM13 177H14V176H13ZM38 177H39V176H38ZM148 177H149V176H148ZM154 177H155V176H153V178H154ZM184 177H185V176H184ZM203 177H204V176H203ZM235 177H237V175H236ZM243 177H244V176H243ZM257 177H259V175H258ZM257 177H255V178H257ZM14 178H16V177H14ZM18 178H19V176H18ZM31 178H33V177H31ZM43 178H44V177H43ZM130 178H131V176H130ZM135 178H136V177H135ZM137 178H138V177H137ZM139 178H140V177H139ZM144 178H145V177H144ZM144 178H142V180H143ZM162 178H163V177H162ZM187 178H188V177H187ZM187 178H186V179H187ZM191 178H193L192 175H191ZM218 178H219V177H218ZM233 178H234V176H233ZM246 178H247V176H246ZM246 178H245V179H246ZM0 179H1V178H0ZM6 179H7V178H6ZM11 179H12V178H11ZM16 179H17V178H16ZM35 179H36V178H35ZM38 179H39V178H38ZM132 179H133V178H132ZM147 179L149 180L150 178H147ZM155 179H156V178H155ZM155 179H154V181L156 182L157 179H156V180H155ZM159 179H160V178H159ZM179 179H180V178H179ZM182 179H184V178H182ZM193 179H194V178H193ZM193 179H192V180H193ZM198 179H199V178H198ZM203 179L206 180V177L203 178ZM209 179H213V178H211V175H210V178H209ZM216 179H217V178H216ZM216 179H215V181H216ZM234 179H235V178H234ZM240 179H241V178H240ZM245 179L242 180V181H245ZM258 179H261V177L258 178ZM262 179H264V177H263ZM9 180H10V178H9ZM28 180H30V179H28ZM36 180H37V179H36ZM47 180H48V179H47ZM139 180H141V179H139ZM148 180H144V181H148ZM152 180H153V179H152ZM188 180L191 181L190 178H188ZM195 180H196V177H195ZM195 180H193V181H195ZM217 180H218V179H217ZM219 180H221V179L219 178ZM235 180H236V179H235ZM253 180H254V178H253ZM32 181H33V180H32ZM50 181H51V180H50ZM114 181H115V180H114ZM128 181H129V180H128ZM128 181H127V182H128ZM130 181H131V180H130ZM132 181H133V180H132ZM134 181H135V180H134ZM149 181H151V180H149ZM160 181H161V180H160ZM167 181H168V180H167ZM167 181H166V182H167ZM181 181H182V180H181ZM193 181H191V182H193ZM201 181H203V180H200L199 182L201 183ZM206 181L208 182L209 180H206ZM206 181H205V183H206ZM215 181H214V183L216 184L217 182H215ZM247 181H249V179H248ZM6 182H8V181H6ZM12 182H13V180H12ZM12 182H11V180H10V183H12ZM29 182H30V181H29ZM124 182H125V180H124ZM136 182H137V181H136ZM158 182H159V181H158ZM183 182H184V181H183ZM185 182L188 183V181H185ZM195 182H196V181H195ZM252 182H253V181H252ZM254 182H255V181H254ZM254 182H253V184L255 185V183H256V182H259V181H256L255 183H254ZM260 182H261V181H260ZM260 182H259L258 185H262V184H263V183L261 184ZM18 183H19V182H18ZM128 183H129V182H128ZM133 183H134V182H133ZM133 183H132L131 185H134ZM139 183H141V182H139ZM149 183H151V182H149ZM149 183H147V184H149ZM161 183H164V181L161 182ZM161 183H160V184H161ZM167 183H168V182H167ZM187 183H186V184H187ZM189 183H190V182H189ZM205 183H204V185H205ZM238 183H239V181H238ZM238 183H237L236 186H239L240 184L242 185L243 182H242V183H239V185H238ZM246 183H247V182H246ZM8 184H9V183H8ZM29 184H30V183H29ZM29 184H28V186H29ZM31 184H32V182H31ZM143 184H144V182H143ZM154 184H155V183H154ZM180 184H181V183H180ZM183 184H184V183H182V185H183ZM186 184H185V186H186ZM201 184H203V183H201ZM0 185H1V184H0ZM135 185H137V187H136V186H135V187L132 186L131 188H138V184H135ZM182 185H181V186H182ZM189 185H190V184H189ZM192 185H193V184H192ZM195 185H196V183H195ZM197 185H198V184H197ZM243 185H244V184H243ZM248 185H249V183H248ZM263 185H264V184H263ZM263 185H262V186H263ZM116 186H117V185L115 184L114 187H116ZM119 186H121V185H119ZM140 186H142V185H140ZM140 186H139V188H138V189H140L139 192H142V191H143V192L145 193V195L147 196L145 190L148 189V187H150V186H146L147 188L144 187L145 185L142 186V187L144 188L142 191H141V188H142V187L140 188ZM151 186H152V185H151ZM168 186H169V184H168ZM187 186H188V184H187ZM198 186H199V185H198ZM249 186H251V184H250ZM256 186H257V185H256ZM14 187H15V186H14ZM40 187H41V186H40ZM129 187H130V186H129ZM129 187H127V188H128L130 191H132ZM153 187H154V186H153ZM183 187H184V186H183ZM193 187H194V191H195V190H196V186H193ZM199 187H201V185H200ZM239 187H240V186H239ZM243 187H244V186H243ZM1 188H2V186H1ZM145 188H146V189H145ZM155 188H156V187H155ZM157 188H158V187H157ZM160 188H161V187H160ZM162 188H163V187H162ZM162 188H161V189H162ZM179 188H180V186H179ZM190 188L192 189V186H191V187L189 186V189H190ZM230 188L232 189L233 187H230ZM248 188H249V187H248ZM248 188H247V189H248ZM259 188H260V186H259ZM119 189H121V188H119ZM119 189H118V190H119ZM125 189H126V188H125ZM149 189H150V190H149ZM149 189H148V192H147L148 195L150 194L149 191L152 190L151 188H149ZM185 189H186V188H185ZM185 189L183 188V190H185ZM189 189H188V190H189ZM197 189H198V188H197ZM199 189H200V188H199ZM239 189H240V188H239ZM242 189H243V188H242ZM251 189H252V186H251ZM260 189H261V188H260ZM121 190H122V189H121ZM153 190H154V189H153ZM164 190H165V188H164ZM236 190H237V189H236ZM248 190H249V189H248ZM7 191H8V189H7ZM25 191H26V189H25ZM126 191H127V190H126ZM126 191H125V192H126ZM133 191H134V190H133ZM135 191H136V189H135ZM160 191H161V190H160ZM169 191H170V190H169ZM172 191H174L173 188H172ZM172 191H171V192H172ZM179 191H180V190H179ZM185 191H186V190H185ZM189 191H190V190H189ZM189 191H186V192H184V193L187 194V192H189ZM230 191H231V190H230ZM230 191H229V193H230ZM233 191H234V189H233ZM244 191H245V190H244ZM251 191H252V190H251ZM251 191H250V192H251ZM262 191H263V189L261 190V192H262ZM27 192H28V191H27ZM125 192L123 191V193H125ZM139 192H138V194H139ZM143 192H142V193H143ZM181 192H182V190L180 191V194L183 193V192H182V193H181ZM192 192H193V191H192ZM195 192H197V191H195ZM199 192H200V191H199ZM209 192H210V191H209ZM223 192H224V191H223ZM237 192H239V191H237ZM245 192H246V191H245ZM6 193H7V192H6ZM12 193H13V191H12ZM132 193H133V192H129V194H130L129 196H131ZM153 193H154V192H153ZM158 193H159V192H157V194H158ZM200 193H201V192H200ZM231 193H232V191H231ZM231 193H230V194H231ZM235 193H236V192H234V194H235ZM241 193H243V192H241ZM247 193H248V192H247ZM247 193H245V194H247ZM259 193H260V192H258V194H259ZM263 193H264V192H263ZM4 194H5V193H4ZM25 194H26V193H25ZM25 194H24V195H25ZM41 194H42V193H41ZM134 194H135V193H134ZM134 194H133V195H134ZM138 194H137V196H138V198H139V195H142V194H139V195H138ZM154 194H155V193H154ZM157 194H156V195H157ZM168 194H169V192H168ZM168 194H167V195H168ZM170 194H171V193H170ZM172 194H173V192H172ZM172 194H171V195H172ZM190 194H191V193H190ZM190 194H188V198H189V195H190ZM215 194H216V193H215ZM236 194H237V193H236ZM245 194H244V196H245ZM250 194H253V192H251ZM260 194L262 195V193H260ZM5 195H6V194H5ZM32 195H33V194H32ZM110 195H112V194H110ZM126 195H127V194H126ZM135 195H136V194H135ZM135 195H134V196H135ZM145 195H144V196H145ZM178 195H179V193H178ZM198 195H199V194H197V196H195V197H197V199H199L198 201H200V198H198ZM231 195H232V194H231ZM248 195H249V194H248ZM248 195H247V197L249 198L251 195H250V196H248ZM18 196H19V195H18ZM28 196H29V195H28ZM52 196H53V195H52ZM52 196H51V197H52ZM108 196H109V195H107V198H108ZM112 196H113V195H112ZM112 196H111V197H112ZM123 196H124V195H123ZM123 196H122V197H123ZM162 196L164 197V195H162ZM175 196H176V195H175ZM181 196H185V195H181ZM181 196H180V197H181ZM186 196H187V195H186ZM241 196H242V195H241ZM244 196H243V197H240V196H239V198H241V199H242V198H245ZM256 196H257V195H255V197H256ZM7 197H8V196H7ZM13 197H14V195H13ZM16 197H17V196H16ZM16 197H15V198H16ZM19 197H20V196H19ZM56 197H57V196H55L54 198L56 199ZM132 197H133V196H131L130 198H132ZM152 197H153V195H152ZM154 197H155V196H154ZM159 197H160V196H159ZM236 197H237V196H236ZM236 197L234 196L233 198L235 199ZM247 197H246V199H247ZM251 197H252V196H251ZM251 197H250V199H251ZM25 198H26V196H25ZM124 198H125V197H124ZM140 198H141V197H140ZM146 198H147V197H146ZM148 198L151 199L150 196H149ZM148 198H147V199H148ZM171 198H172V196H170L169 199H171ZM188 198H187V199H188ZM233 198H232V199H233ZM253 198H254V197H253ZM256 198L259 199L260 197H256ZM256 198H254V199H256ZM12 199H13V198H12ZM23 199H24V198H23ZM23 199H22V200H23ZM40 199H41V198H40ZM57 199H58V198H57ZM109 199H110V197H109ZM111 199H112V198H111ZM118 199H119V198H118ZM154 199H155V198H154ZM159 199H160V198H159ZM159 199H158V200H159ZM161 199H162V197H161ZM163 199H164V198H163ZM166 199H167V197H166ZM182 199H183V198H182ZM185 199H186V197H185ZM189 199H190V198H189ZM191 199H192L193 201L196 200V199L194 200V199L192 198V196H191ZM257 199H256V200H257ZM263 199H264V198H263ZM20 200H21V199H20ZM20 200H19V201H20ZM27 200H28V198H27ZM27 200H26V201H27ZM31 200H32V199H31ZM49 200H51V198H50ZM114 200H115V199H114ZM130 200H131V199H130ZM133 200H134V199H133ZM152 200H153V199H152ZM156 200H157V197H156ZM183 200H184V199H183ZM192 200H191V201H192ZM259 200H260V199H259ZM0 201H1V200H0ZM55 201H56V200H55ZM108 201L110 202V200H108ZM120 201H121V199H120ZM120 201H119V202H120ZM122 201H123V200H122ZM122 201H121V202H122ZM134 201H135V200H134ZM138 201H139V200H137L136 204L138 203V204L140 205V207H141V204H140ZM140 201H141V200H140ZM154 201H155V200H154ZM167 201H170V200H167ZM171 201H172V199H171ZM185 201H186V202H187V201L189 202V200H185ZM203 201H204V200H203ZM228 201H229V200H228ZM234 201H235V200H234ZM236 201H237V200H236ZM243 201H244V200H243ZM124 202H125V201H123V203H124ZM130 202H131V201H130ZM130 202H129V204H130ZM149 202H150V201H149ZM176 202H179V203H180V199H179V201L176 200ZM200 202H202V200H201ZM205 202H207V201H205ZM208 202H209V201H208ZM258 202H260V204L257 203L258 205H260L259 208H260L261 206H263V205H261V201H258ZM263 202H264V201H263ZM0 203H1V202H0ZM18 203H19V202H18ZM26 203H27V202H26ZM29 203H30V202H29ZM104 203H105V202H104ZM106 203H107V202H106ZM106 203H105V204H106ZM114 203H115V201H114ZM114 203H113V204H114ZM126 203H128V202H126ZM133 203H134V202H133ZM141 203H142V201H141ZM165 203H167V202L165 201ZM179 203H178V204H179ZM192 203H193V202H192ZM209 203H211V202H209ZM209 203H207V204L203 203V204H204V205H207L206 207H211L212 205H211V204H210L211 206L208 205ZM230 203H232V201H231ZM238 203H240V202H238ZM245 203H246V201H245ZM249 203H250V202H249ZM252 203H253V202H252ZM255 203H256V202H255ZM255 203H254V204H255ZM31 204H32V203H31ZM63 204H64V203H63ZM118 204H120V203H118ZM124 204H125V203H124ZM175 204H176V203H175ZM194 204H197V202H195ZM201 204H202V203H201ZM233 204H235V202H234ZM240 204H241V203H240ZM72 205H73V204H72ZM108 205H109V204H108ZM114 205H117V204L115 203ZM131 205H132V204H131ZM159 205H160V204H159ZM159 205H158V206H159ZM165 205H166V204H165ZM168 205L171 206L170 203H169ZM168 205H167L166 207H168ZM186 205H187V204H186ZM192 205H193V204H192ZM228 205H229V204H228ZM231 205H232V204H231ZM237 205H238V204H237ZM21 206H22V205H21ZM21 206H20V207H21ZM109 206H110V205H109ZM124 206H125V205H124ZM133 206H134V204H133ZM149 206H150V205H149ZM149 206H148V208H149ZM160 206H162V205H160ZM181 206H183V205L180 204V207H181ZM232 206H234V205H232ZM241 206H242V204H241ZM241 206H240V207H241ZM247 206H248V205H247ZM247 206H245V207H247ZM250 206H251V205H250ZM250 206H249V207H250ZM254 206H255V205H254ZM37 207H38V206H37ZM39 207H40V206H39ZM56 207H57V206H56ZM113 207H114V206H112V209H113ZM137 207H138V206L134 207V209L137 208ZM144 207H145V206H144ZM206 207H205V208H206ZM217 207H218V206H217ZM228 207H231V206L229 205ZM235 207H236V206H235ZM235 207H234V208H235ZM245 207L242 206V208H244L243 210H244V211H247V210H245ZM31 208H32V207H31ZM33 208H34V206H33ZM107 208H108V206H107ZM151 208H152V207H151ZM169 208H170V207H169ZM169 208H168V209H169ZM171 208H173V207H171ZM203 208H204V207H203ZM205 208H204V209H205ZM247 208H248V207H247ZM253 208L255 209L256 206L253 207ZM39 209H40V208H39ZM95 209H96V208H95ZM130 209H131V208H130ZM154 209H155V208H154ZM166 209H167V208H166ZM176 209H177V208H176ZM184 209H185V207H184ZM187 209H188V208H186V210H187ZM204 209H202V210H204ZM208 209H209V208H208ZM211 209H212V207H211ZM216 209H217V208H216ZM235 209H237V208H235ZM235 209H234V210H235ZM256 209H258V208H256ZM260 209H262V208H260ZM27 210H28V209H27ZM35 210H36V209H35ZM47 210H48V209H47ZM73 210H74V208H73ZM102 210H103V209H102ZM115 210H117V209H115ZM118 210H120V209H118ZM136 210H137V209H136ZM143 210H144V209H143ZM151 210H152V209H151ZM155 210H156V209H155ZM158 210H159V208H158L156 211H158ZM162 210L164 211V208H162ZM186 210H185V212H186ZM206 210H207V209H206ZM231 210H232V209L230 208V211H231ZM241 210H242V209H240V211H241ZM248 210L250 211L251 209L249 208ZM8 211H9V210H8ZM8 211H7V212H8ZM12 211H13V210H12ZM33 211H34V210H33ZM87 211H88V210H87ZM91 211H92V210H91ZM103 211H105V210H103ZM110 211H111V210H110ZM152 211H153V210H152ZM207 211H208V210H207ZM237 211H238V209H237ZM257 211H258V210H256V212H257ZM262 211H264V210H262ZM262 211H261V212H262ZM14 212H15V211H14ZM17 212H18V211H17ZM25 212H26V211H25ZM36 212H38V211L36 210ZM101 212H102V211H101ZM137 212H138V211H137ZM140 212H141V209H140ZM143 212H144V211H143ZM168 212H169V211H168ZM182 212H183V211H182ZM187 212H188V211H187ZM189 212H191V210H189ZM200 212H201V210H200ZM210 212H211V210H210ZM228 212H229V210H228ZM241 212H242V211H241ZM251 212H253V213L256 214V212H255L254 210H252ZM259 212H260V211H259ZM0 213H1V212H0ZM29 213H30V211H29ZM45 213H46V212H45ZM79 213H80V212H79ZM103 213H104V212H103ZM103 213H102V215H104ZM110 213H111V212H110ZM112 213H115V212H112ZM126 213H127V212H126ZM126 213H125V214H126ZM128 213H129V212H128ZM130 213H131V212H130ZM141 213H142V212H141ZM141 213H140V214L138 213V214L141 215ZM149 213L151 214V212H149ZM154 213H155V211H154ZM193 213H194V211H193L191 214H193ZM230 213H232V212H230ZM230 213H228V214H230ZM234 213H235V211H233L232 214H234ZM237 213H238V212H237ZM237 213H236V214H237ZM244 213H246V212H243V214H244ZM253 213H252V215H253ZM257 213H258V212H257ZM15 214H16V213H15ZM20 214H21V213H20ZM26 214H27V213H25V215H26ZM30 214H31V213H30ZM87 214H88V213H87ZM119 214H120V213H119ZM150 214H147V215L150 216ZM195 214H196V213H195ZM201 214L204 215V216L202 215V217H205L208 213H205L206 215H205L204 213H201ZM232 214H231V215H232ZM236 214H235V215H236ZM238 214H239V213H238ZM240 214H241V213H240ZM12 215H14V214H12ZM21 215H22V214H21ZM31 215H32V214H31ZM31 215H30V216H31ZM90 215H92V213H91ZM100 215H101V213H100ZM132 215H133V214H132ZM134 215H135V214H134ZM134 215H133V216H134ZM147 215H146V217L148 218ZM163 215H164V214H163ZM168 215H169V213H168ZM170 215H171V214H170ZM170 215H169V216H170ZM182 215H183V214H182ZM188 215H189V218H190V214H188ZM5 216H6V215H5ZM14 216H15V215H14ZM35 216H36V215H34L33 217H35ZM53 216H54V215H53ZM80 216H81V215H80ZM95 216H97V215H95ZM105 216H106V215H105ZM109 216H110V215H109ZM109 216H108V217H109ZM117 216H118V215H117ZM135 216H136V215H135ZM157 216H158V214H157ZM160 216H162V215H160ZM169 216H166V218H167V217L170 218ZM196 216H197V215H195V216H193V217H196ZM260 216H261V214L259 213V216H258V217H260ZM262 216H264V215H262ZM262 216L260 217L261 219H263ZM1 217H2V216H1ZM3 217H4V216H3ZM38 217H39V216H38ZM67 217H68V216H67ZM67 217H66V218H67ZM100 217H102V216H99V218H100ZM111 217H112V216H110V219L113 218V217H112V218H111ZM141 217H142V216H141ZM191 217H192V215H191ZM193 217H192V218H193ZM199 217H200V216H199ZM236 217H237V216H236ZM253 217H255V216H253ZM258 217H257V215H256V220H257ZM7 218H8V217H7ZM7 218H5V219H7ZM12 218H13V217H12ZM39 218H40V217H39ZM39 218H37V219H39ZM68 218H69V217H68ZM86 218H87V217H86ZM90 218H91V216H90ZM90 218H89V219H90ZM132 218H133V217H132ZM132 218H131V219H132ZM134 218H135V217H134ZM143 218H144V217H142V219H143ZM161 218H162V217H161ZM166 218L164 217L163 219H166ZM171 218H172V217H171ZM183 218H184V217H183ZM229 218H231V216H230ZM233 218H234V217H233ZM239 218H240V217H239ZM3 219H4V218H3ZM31 219H32V216H31ZM89 219H88V221H89ZM91 219H92V218H91ZM100 219H101V218H100ZM100 219H99V220H100ZM114 219H115V218H114ZM138 219H139V218H138ZM138 219H137V220H138ZM142 219H141V220H142ZM144 219H146V218H144ZM149 219H150V218H149ZM149 219H148V220H149ZM184 219H185V218H184ZM205 219H206V218H205ZM205 219H204V220H205ZM236 219H238V217H237ZM240 219H241V218H240ZM240 219H238V220H239V223L241 222ZM248 219H249V218H247L246 220H248ZM258 219H259V218H258ZM261 219H260V220H261ZM0 220H1V219H0ZM75 220H76V219H75ZM95 220H96V219H95ZM101 220H102V219H101ZM101 220H100V221H101ZM103 220H104V219H103ZM107 220H109V219H107ZM112 220H113V219H112ZM133 220H134V219H133ZM148 220H147V221H148ZM150 220H151V219H150ZM166 220H168V219H166ZM169 220H170V219H169ZM171 220H172V219H171ZM171 220H170V221H171ZM193 220H194V218H193ZM199 220H200V218H199ZM206 220H207V219H206ZM243 220H245L244 217H243ZM243 220H242V221H243ZM249 220H251V219H249ZM256 220H255V222H256ZM28 221H29V219H28ZM34 221H35V220H34ZM42 221H43V220H41V222H42ZM84 221H86L85 218H84ZM91 221H92V220H91ZM131 221H132V220H131ZM143 221H144V220H143ZM152 221H153V219H152ZM159 221H160V220H159ZM200 221L203 222L202 220H200ZM213 221H214V220H213ZM6 222H7V220H6ZM6 222H5V223H6ZM44 222H45V221H44ZM107 222H110V221H107ZM107 222H106V223H107ZM136 222H138V221H136ZM160 222H162V221H160ZM164 222H166V221H164ZM168 222H169V221H168ZM168 222L165 223V225H167ZM201 222H200V223H201ZM228 222H230V221H228ZM236 222H238V221H236ZM243 222H244V221H243ZM251 222H252V221H251ZM31 223H32V220H31ZM31 223H30V224H31ZM34 223H35V222H34ZM34 223H33V224H34ZM69 223H70V222H69ZM103 223H104V222H103ZM114 223H115V222H114ZM148 223H150V222H148ZM151 223H152V222H151ZM151 223H150L149 225H151ZM158 223H159V222H158ZM158 223H157V221H156L155 225L158 224ZM170 223H171V222H170ZM188 223H189V222H188ZM192 223H193V222H192ZM195 223H196V224H199V223H197L196 221H195ZM203 223H204V222H203ZM233 223H234V222H233ZM253 223H254V220H253L252 224H253ZM258 223H259V221H258ZM262 223H263V222H262ZM13 224H14V223H13ZM16 224H17V222H16ZM18 224H19V223H18ZM36 224H37V223H36ZM44 224H45V223H44ZM48 224H49V223H47V225H48ZM80 224H82V223H80ZM85 224H88V222H85ZM132 224L135 225L136 223H132ZM160 224H162V223H160ZM250 224H251V223H250ZM260 224H261V221H260ZM2 225H4V224H2ZM8 225H10V224L8 223ZM26 225H27V224H26ZM42 225H43V224H42ZM50 225H51V224H50ZM147 225H148V224H145L146 227H147ZM162 225H163V224H162ZM199 225H200V224H199ZM206 225H207V224H206ZM206 225H203V226H205L206 229H207V228L209 227V225H208V226H206ZM230 225H231V223H230ZM233 225H235V224H233ZM244 225H247V224L244 223ZM261 225H262V224H261ZM261 225H260V226H261ZM14 226H15V225H14ZM16 226H17V225H16ZM24 226H25V225H24ZM28 226H29V225H28ZM35 226H36V225H35ZM48 226H49V225H48ZM95 226H96V225H95ZM100 226H101V225H100ZM104 226H106V224H105ZM137 226H138V225H137ZM151 226H152V225H151ZM153 226H154V225H153ZM170 226H172V225H170ZM189 226H190V225H189ZM40 227H41V226H40ZM61 227H62V226H61ZM108 227H109V226H108ZM129 227H130V226H129ZM133 227H134V226H133ZM158 227H159V225H158ZM160 227H161V226H160ZM160 227H159V228H160ZM197 227H198V225H197ZM205 227H203V228H205ZM242 227H243V226H242ZM246 227H247V226H246ZM246 227H244V228H246ZM249 227H250V229H251V231H252V228H251V227H253V226H248V228H249ZM262 227H263V226H262ZM5 228H6V227H4V229H5ZM7 228H8V227H7ZM19 228H20V224H19ZM62 228H63V227H62ZM93 228L95 229V227H93ZM137 228H138V227H137ZM161 228H165L164 225H163ZM161 228H160V230H161ZM179 228H180V227H179ZM185 228H187V227H185ZM191 228H194V227L191 226ZM191 228H190V229H191ZM203 228H201V229H199V230H198V228H197V230L200 231V230H202ZM209 228L211 229V228H213V227L210 226ZM230 228H231V227H230ZM230 228H229V230H230ZM232 228H233V226H232ZM232 228H231V230H233ZM254 228H255V227H254ZM258 228H259V227H258ZM2 229H3V228H2ZM52 229H53V228H52ZM71 229H72V227H71ZM74 229H76V228L74 227ZM97 229H98V231H99V228H97ZM101 229H102V227H101ZM131 229H132V228H131ZM134 229H135V228H134ZM210 229H209V230H210ZM6 230H8V229H6ZM14 230H15V228H14ZM54 230H55V229H54ZM54 230H53V232H54ZM66 230H67V229H66ZM86 230H87V229H86ZM86 230H85V231H86ZM95 230H96V229H95ZM115 230H116V229H115ZM149 230L152 231L151 228H149ZM153 230H155V229H153ZM163 230H166V231H167V228H166V229H163ZM168 230H169V229H168ZM203 230H204V229H203ZM216 230H217V229H216ZM239 230H240V229H239ZM244 230H245V229H243V232H244ZM259 230H261L260 232H261V234H262V230H263V229L259 228ZM259 230H258V232H259ZM9 231H10V230H9ZM9 231H8V232H9ZM69 231H70V230H69ZM98 231H97V232H98ZM134 231H135V230H134ZM158 231H159V230H158ZM189 231H190V230H189ZM207 231H208V229H207ZM213 231H215V230H213ZM233 231H234V230H233ZM256 231H257V229H256ZM4 232H5V231H4ZM4 232H3V233H4ZM14 232H15V231H14ZM60 232H61V231H60ZM71 232H72V231H71ZM78 232L80 233L79 230H78ZM82 232H83V228H82V230H81V233H82ZM86 232H87V231H86ZM86 232H85V233H86ZM107 232H108V230H107ZM145 232H146V231H145ZM149 232H150V231H149ZM152 232H153V231H152ZM152 232H151V233H152ZM156 232H157V231H156ZM159 232L161 233V231H159ZM164 232H165V231H164ZM169 232H170V231H169ZM171 232H172V229H171ZM171 232H170V233H171ZM177 232H178V231H177ZM185 232H187V230H186ZM193 232H194V231H192V233H193ZM208 232H210V231H208ZM228 232H229V231H228ZM228 232H227V233H228ZM234 232H235V231H234ZM241 232H242V229H241ZM248 232H249V231H248ZM252 232L254 233V231H252ZM5 233H6V232H5ZM62 233H63V230H62ZM65 233H66V232H65ZM99 233H100V232H99ZM104 233H105V232H104ZM115 233H117V232H115ZM115 233H114V234H115ZM157 233H158V232H157ZM157 233H155V235H156ZM170 233H167V235H168V234L170 235ZM187 233H188V232H187ZM187 233H186V235H187ZM196 233H197V232H196ZM204 233H205V231H204ZM206 233H207V232H206ZM216 233H217V232H216ZM230 233H231V232H230ZM230 233H229V234H230ZM245 233H247V232H245ZM256 233H257V232H255V234H256ZM263 233H264V231H263ZM15 234H16V233H15ZM57 234H58V233H57ZM67 234H68V233H67ZM108 234H110V232H109ZM108 234H106V236H107ZM112 234H113V233H112ZM162 234H164V233H162ZM174 234H175V233H174ZM209 234H210V233H209ZM209 234H207V235H209ZM239 234H240V233H239ZM241 234H242V233H241ZM249 234H250V233H249ZM249 234H247V235H249ZM251 234H252V233H251ZM251 234H250V235H251ZM1 235H2V234H1ZM1 235H0V236H1ZM16 235H17V234H16ZM98 235H99V234H98ZM104 235H105V234H104ZM155 235H153L152 237H155V238H156ZM169 235H168V236H169ZM186 235H185V236H186ZM188 235H190V233H188ZM188 235H187V236H188ZM192 235H193V234H192ZM201 235H203V233H202ZM226 235H227V234H226ZM233 235H234V234H233ZM243 235H244V234H243ZM252 235H253V234H252ZM252 235H251V236H252ZM5 236H6V235H5ZM11 236H13V235L11 234ZM17 236H18V235H17ZM23 236H24V235H23ZM38 236H39V233H38ZM59 236H60V235H58V237H59ZM85 236H86V235H85ZM99 236H100V235H99ZM168 236H167V237H168ZM185 236H184L183 238H185ZM195 236H196V234H195ZM210 236H211V235H210ZM210 236H209V237H210ZM227 236H229V235H227ZM227 236H226V239H227ZM234 236H235V235H234ZM236 236L238 237V235H236ZM259 236H261V235L258 234V237H259ZM262 236H264V234H263ZM262 236H261V237H262ZM13 237H14V236H13ZM15 237H16V236H15ZM41 237H42V236H41ZM41 237H40V238H41ZM87 237H88V236H87ZM107 237H108V236H107ZM152 237H151V238H152ZM163 237L166 238V235H163ZM163 237H162V238H163ZM191 237H192V236H191ZM191 237H190V238H191ZM198 237H199V236H198ZM198 237H197V238H198ZM245 237H247V236H245ZM245 237H244V238H245ZM249 237H250V236H249ZM261 237H260V238H261ZM33 238H34V237H33ZM89 238H90V237H89ZM89 238H88V239H89ZM96 238L99 239L97 236L95 237V239H96ZM129 238H130V237H129ZM129 238H128V239H129ZM155 238H153V239H155ZM157 238H158V237H157ZM159 238H160V237H159ZM172 238H173V237H172ZM187 238H188V237H187ZM190 238H189V239H190ZM204 238H205V237H204ZM217 238H219V237H217ZM233 238H234V237H233ZM250 238H251V237H250ZM254 238H255V237H254ZM254 238H253V236H252L251 241H252ZM6 239H7V238H6ZM8 239H10V238H8ZM8 239H7V240H8ZM11 239H12V237H11ZM60 239H61V238H60ZM60 239H59V240H60ZM75 239H76V238H75ZM91 239H92V237H91ZM103 239H104V238H103ZM108 239H109V238H108ZM112 239H113V238H112ZM185 239H186V238H185ZM194 239H195V238H194ZM198 239H199V238H198ZM213 239H214V237H213ZM230 239H232L231 236H230ZM239 239H240V237H239ZM242 239H243V238H242ZM258 239H259V238H258ZM61 240H62V239H61ZM61 240H60V241H61ZM77 240H78V238H77ZM85 240H86V239H85ZM92 240L94 241V239H92ZM115 240H117V239H115ZM118 240H119V239H118ZM123 240H125V239H123ZM164 240H165V239H164ZM191 240H192V239H191ZM195 240H196V239H195ZM199 240H201V239H199ZM215 240H216V239H215ZM215 240H214V241H215ZM228 240H229V239H228ZM236 240H238V239H235V241H236ZM247 240H249V239H247ZM255 240H257V239H255ZM255 240H254V242H255ZM263 240H264V239H263ZM14 241H15V240H14ZM28 241H29V240H28ZM37 241H38V240H37ZM39 241H40V239H39ZM95 241H96V240H95ZM103 241H104V240H103ZM154 241H155V240H154ZM196 241H197V240H196ZM196 241H195V242H196ZM201 241H202V240H201ZM201 241H200V244H201V246H202L203 243H202ZM235 241H234V242H235ZM238 241H239V240H238ZM241 241H243V240H241ZM245 241H246V240H245ZM251 241H250V243H253V242H251ZM258 241L261 242V239L258 240ZM5 242H6V241H5ZM9 242H10V241H8V242H6V243H9ZM23 242H24V241H22V243H23ZM25 242H26V241H25ZM40 242H41V241H40ZM65 242H66V241H65ZM72 242H74V241H72ZM89 242H90V241H89ZM104 242H105V241H104ZM111 242H112V241H111ZM122 242H123V241H122ZM152 242H153V241H152ZM156 242H157V241H156ZM184 242H185V241H184ZM217 242H219V241H217ZM229 242H230V241H229ZM236 242H237V241H236ZM236 242H235V244H236ZM239 242H240V241H239ZM239 242H238V243H239ZM248 242H249V241H248ZM256 242H257V241H256ZM6 243H5V244H6ZM29 243H30V242H29ZM49 243H50V242H49ZM94 243H95V242H94ZM94 243L92 242V245H91V246H93ZM112 243H114V242H112ZM148 243H149V242H148ZM159 243H160V240H159ZM215 243H216V242H215ZM225 243H226V242H225ZM232 243H233V242H232ZM232 243H231V244H232ZM240 243H241V242H240ZM246 243H247V242H246ZM258 243H259V242H258ZM258 243H257V244H258ZM14 244H15V243H14ZM51 244H52V243H51ZM98 244H99V243H98ZM117 244H118V243H117ZM155 244H156V243H155ZM198 244H199V243H198ZM220 244H221V243H220ZM235 244H234V245H235ZM262 244H263V243H262ZM262 244H261V245H262ZM23 245H24V244H23ZM56 245H57V243H56ZM118 245H119V244H118ZM120 245H121V244H120ZM146 245H148V244H146ZM149 245H150V243H149ZM151 245H152V244H151ZM151 245H150V247H151ZM157 245H158V244H157ZM195 245H196V244H195ZM203 245H204V244H203ZM205 245H206V242H205ZM207 245H208V244H207ZM213 245H214V244H213ZM221 245H222V244H221ZM221 245H218L217 247L222 248ZM228 245H229V244H228ZM250 245H251V244H250ZM254 245H255V244L253 243V246H254ZM18 246H19V245H18ZM24 246H25V245H24ZM24 246H23V247H24ZM28 246H29V244H28ZM30 246H31V245H30ZM49 246H50V245H49ZM95 246H96V245H95ZM95 246H94V247H95ZM97 246H98V245H97ZM97 246H96V247H97ZM105 246H106V245H105ZM121 246H122V245H121ZM161 246H162V245H161ZM208 246H209V245H208ZM214 246H215V245H214ZM224 246H226V245H224ZM236 246H237V245H236ZM240 246H241V245H239L238 247H240ZM244 246H247V245H246V244L244 245V243H243L242 248H243ZM3 247L6 248L5 246H3ZM32 247H33V246H32ZM96 247H95V249H96ZM123 247H124V246H123ZM146 247H147V246H146ZM152 247H153V246H152ZM174 247H175V246H174ZM192 247H193V248H195V247L197 248V246H192ZM203 247H205V246H203ZM206 247H207V246H206ZM209 247H211V246H209ZM255 247H257V246H255ZM261 247H263V246H260V249H261ZM34 248H35V247H34ZM42 248H43V252H44L45 249H44V247H42ZM78 248H79V246L77 247V249H78ZM89 248L91 249L90 246H89ZM92 248H93V247H92ZM101 248H102V247H101ZM108 248H110V245H109ZM142 248L144 249L145 247H142ZM166 248H167V247H166ZM196 248H195V249H196ZM207 248H208V247H207ZM224 248H225V247H224ZM230 248L232 249L233 247L230 246ZM234 248H236V247H234ZM245 248H246V247H245ZM250 248L252 249V246H251ZM263 248H264V247H263ZM0 249H1V248H0ZM28 249H29V248H28ZM110 249H111V248H110ZM161 249H162V247H161ZM161 249H160V250H161ZM198 249H199V248H198ZM198 249H197V250H198ZM204 249H205V248H204ZM208 249H209V248H208ZM227 249H228V248H227ZM231 249H230V250H231ZM237 249H238V248H237ZM248 249H249V248H248ZM251 249H250V250H251ZM16 250H17V249H16ZM16 250H15V251H16ZM18 250H20V249H18ZM39 250H40V249H39ZM39 250H38V251H39ZM133 250H135V249H133ZM136 250H137V249H136ZM140 250H142V249H140ZM146 250H147V249H146ZM157 250H158V249H157ZM160 250H158V251H160ZM162 250H163V249H162ZM164 250L166 251V249H164ZM164 250H163V252H165ZM184 250H186V249H184ZM190 250H191V249H189V251H190ZM197 250H196V251H197ZM209 250H210V249H209ZM228 250H229V249H228ZM24 251H25V250H24ZM24 251H23V252H24ZM26 251H27V250H26ZM32 251H33V250H32ZM32 251H31V252H32ZM47 251H48V250H47ZM118 251H119V250H118ZM144 251H145V250H144ZM155 251H156V250H155ZM155 251H153V252H155ZM175 251H176V249H175ZM189 251H188V252H189ZM196 251H193V252L196 253ZM198 251H200V250H198ZM198 251H197V252H198ZM225 251H226V249H225ZM225 251H224V252H225ZM232 251H233V249H232ZM234 251H235V250H234ZM240 251H241V250H240ZM242 251H245V249L242 250ZM242 251H241V252H242ZM263 251H264V250H263ZM6 252H7V251H6ZM12 252H13V251H12ZM16 252H17V251H16ZM21 252H22V251H21ZM27 252H28V251H27ZM50 252H51V250H50ZM83 252H85V251H83ZM88 252H89V250H88ZM94 252H95V251H94ZM100 252H101V250H100ZM123 252H124V251H123ZM137 252H138V251H137ZM151 252H152V251H151ZM160 252H161V251H160ZM171 252H172V251H171ZM211 252H212V249H211ZM219 252H220V251H218L217 253H219ZM227 252H229V251H227ZM246 252H247V251H246ZM8 253H10V252H8ZM18 253H19V252H18ZM24 253H25V252H24ZM40 253H41V252H40ZM51 253H52V252H51ZM89 253H91V251H90ZM89 253H88V254H89ZM139 253H141V252H139ZM139 253H138V254H139ZM183 253H184V252H183ZM198 253H199V252H198ZM203 253H204V252H203ZM231 253H232V252H231ZM238 253H240V252L238 251ZM249 253H251V252H249ZM5 254H6V253H5ZM19 254H20V253H19ZM25 254H26V253H25ZM27 254H29V252H28ZM43 254H44V253H43ZM74 254H75V253H74ZM98 254H99V253H98ZM101 254H104V253H101ZM108 254H109V253H108ZM153 254L157 255L156 253H153ZM169 254H170V252H169ZM173 254H174V253H173ZM190 254H191V253H190ZM205 254H206V253H205ZM205 254H204V255H205ZM211 254H213V253H211ZM211 254H210V256H211ZM220 254H221V253H219V255H220ZM222 254H223V253H222ZM232 254H234V253H232ZM245 254H246V253H245ZM262 254H263V255H262V257H263V256H264V253L262 252ZM6 255H7V254H6ZM15 255H16V254H15ZM20 255H21V254H20ZM31 255H32V253H31ZM38 255H39V254H38ZM47 255H48V254H47ZM55 255H56V254H55ZM55 255L53 254L54 258H55ZM86 255H87V254H86ZM86 255H85V257H86ZM99 255H100V254H99ZM99 255H98V257H99ZM106 255H107V254H106ZM106 255H105V257H106ZM109 255H110V254H109ZM158 255H159V253H158ZM163 255H165V254L163 253ZM163 255H162V256H163ZM219 255H218V256H219ZM236 255H237V254H236ZM240 255H242V253H241ZM247 255H248V254H247ZM10 256H11V254H10ZM16 256H17V255H16ZM21 256H22V255H21ZM29 256H30V255H29ZM32 256H33V255H32ZM35 256H36V255H35ZM43 256H44V255H43ZM49 256H50V255H49ZM93 256H94V255H93ZM100 256H101V255H100ZM107 256H108V255H107ZM118 256H119V255H118ZM118 256H116V258H117ZM139 256H140V254L137 255V257H139ZM148 256H149V255H148ZM165 256H166V255H165ZM173 256H174V255H173ZM191 256H192V254H191ZM200 256H201V258L204 257V256H202V255H200ZM218 256H217V257H218ZM245 256H246V255H245ZM245 256H244V257H245ZM251 256H252V255H250V257H251ZM258 256H259V255H258ZM51 257H52V256H51ZM87 257H88V256H87ZM87 257H86V260H85V261H87V259H89V257H88V258H87ZM126 257H127V256H126ZM132 257H133V256H132ZM169 257H170V256H169ZM188 257H189V255H188ZM197 257H198V256H197ZM217 257H216L215 259H217ZM225 257H226V255H225ZM229 257H230V256H229ZM237 257L239 258V255H237ZM241 257H242V256H241ZM241 257H240V261H241ZM244 257H243V259H244ZM246 257H247V256H246ZM2 258H3V257H2ZM10 258H12V257H10ZM13 258L15 259V257H13ZM29 258H30V257H29ZM29 258H28V259H29ZM91 258L93 259L92 256H91ZM91 258H90V259H91ZM119 258H121V257H119ZM139 258H141V257H139ZM139 258H138V260H139ZM144 258H145V257H144ZM146 258H148V257H146ZM150 258H151V257H150ZM153 258H154V255H153ZM157 258L159 259V257H157ZM160 258H161V257H160ZM170 258H171V257H170ZM198 258H199V260H200V257H198ZM238 258H237V261H235L236 263H237V262L240 263V261H238V260H239ZM248 258H249V257H248ZM256 258H257V255H256ZM258 258H259V257H258ZM16 259H17V258H16ZM19 259H21V258H19ZM24 259H25V258H24ZM26 259H27V258H26ZM32 259H34V258L32 257ZM35 259H36V257H35ZM43 259H44V258H43ZM48 259H49V258H48ZM57 259H58V257H57ZM57 259H56V260H57ZM97 259H98V258H97ZM97 259H96V260H97ZM105 259H106V258H105ZM135 259H136V258H135ZM141 259H142V258H141ZM148 259H149V258H148ZM191 259H192V258L190 257V261H191ZM195 259H196V257H195ZM203 259H204V258H203ZM203 259H202V260H203ZM232 259H233V258L231 257V259H229V260H232ZM254 259H255V258H254ZM3 260H4V259H3ZM7 260L9 261V260H11V259H8V258H7ZM12 260H13V259H12ZM17 260H18V259H17ZM39 260H40V259H39ZM45 260H46V259H45ZM78 260H79V259H78ZM82 260H83V259H82ZM154 260H155V259H154ZM154 260H153V261H154ZM156 260H157V259H156ZM168 260H169V259H168ZM168 260H167V262H169ZM172 260H173V259H172ZM202 260H201V261H202ZM21 261H22V260H21ZM21 261L19 260V262H21ZM46 261H47V260H46ZM48 261H49V260H48ZM64 261H66V260H64ZM68 261H69V259H68ZM73 261H75V260H73ZM89 261H90V260H89ZM89 261H87V263H88ZM99 261H102V260L99 259ZM103 261H104V260H103ZM106 261H107V260H106ZM149 261H152V258H151V260H149ZM183 261H184V260H182V262H183ZM187 261H189V259H188ZM197 261H198V259H197ZM209 261H210V260H209ZM214 261H215V260H214ZM246 261H247V260H246ZM249 261H250V260H249ZM252 261H253V260H252ZM260 261H261V259H260ZM260 261H258V262H260ZM13 262H14V261H13ZM13 262H12V264H13ZM15 262H16V261H15ZM15 262H14V263H15ZM49 262H51V261H49ZM81 262H82V261H81ZM91 262L93 263L92 260L90 261V264H92ZM118 262H120V259H119ZM156 262H157V261H156ZM163 262H164V261H163ZM204 262H205V260H204ZM215 262H216V261H215ZM229 262H232V261H229ZM244 262H245V260H244ZM1 263H2V261H1ZM10 263H11V262H10ZM16 263L18 264V262H16ZM16 263H15V264H16ZM33 263H34V262H33ZM37 263H38V262H37ZM37 263H36V264H37ZM39 263H40V262H39ZM39 263H38V264H39ZM41 263H42V262H41ZM41 263H40V264H41ZM67 263H68V262H67ZM108 263H109V262H108ZM137 263H139V262H137ZM159 263H160V262H159ZM169 263H170V262H169ZM169 263H167V264H169ZM174 263H175V262H174ZM185 263H186V262H185ZM191 263H192V262H191ZM210 263H212V261H211ZM220 263H221V262H220ZM226 263L228 264V262H225V264H226ZM248 263H249V262H248ZM263 263H264V261H263ZM6 264H7V263H6ZM21 264H23V263H21ZM27 264H28V263H27ZM50 264H51V263H50ZM62 264H63V263H62ZM69 264H70V262H69ZM72 264H73V263H72ZM74 264H75V263H74ZM79 264H81L80 261H79ZM85 264H86V262H85ZM88 264H89V263H88ZM98 264H99V263H98ZM100 264H101V263H100ZM102 264H104V262H102ZM106 264H107V263H106ZM139 264H140V263H139ZM161 264H164V263H161ZM165 264H166V263H165ZM176 264H177V263H176ZM182 264H183V263H182ZM189 264H190V263H189ZM192 264H193V263H192ZM229 264H230V263H229ZM231 264H232V263H231ZM241 264H242V262H241ZM244 264H245V263H244ZM246 264H247V262H246ZM250 264H251V263H250ZM255 264H257V263H255ZM260 264H261V263H260Z\"/></svg>",
  "mask_w": 264,
  "mask_h": 264
}]
</instances>
